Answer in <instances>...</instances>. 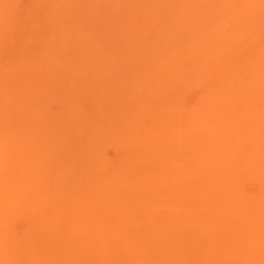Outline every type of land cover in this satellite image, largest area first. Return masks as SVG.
Listing matches in <instances>:
<instances>
[{
	"label": "rangeland",
	"instance_id": "374dc122",
	"mask_svg": "<svg viewBox=\"0 0 264 264\" xmlns=\"http://www.w3.org/2000/svg\"><path fill=\"white\" fill-rule=\"evenodd\" d=\"M222 1L223 0H2V2H4V4L0 10V158H1L0 159V212L3 213L5 210L8 212L9 208L11 209V211H9V212H12V211L13 212H15V211L19 212L20 206L18 207V205H20L19 202H21V200H22L21 197L26 196V195H30L32 193L31 191H33V188H34V186H33L34 182L35 181L39 182L43 177V176L42 177L40 176L41 174L33 176L34 172L37 171V169L39 168V167H37V169H36V165L40 164V167H41L42 163H44L43 165H45V167H47V168L51 167L50 171L48 170V173L50 172V176L55 175L56 173H59V170H58L60 168L59 165L62 166V163H67L66 164L67 167H71V169H72V167L77 166V168L75 167L74 169H72L73 175H75V174L76 175L75 176L71 175L70 177L73 180L80 181L78 184V190L77 191H79L78 193L81 196H83L85 199L87 198L86 199V201H87L86 205H84L82 207V209L84 208L86 210L83 209L82 213L80 212L81 209L75 208L74 205H72L73 207L69 206L68 208H66L65 214L67 216V219L65 220V218H64V220L66 221V224L64 221V229L66 226V229H68L67 230L68 235H70V237L62 245L63 256H62V254L59 255L60 258L57 257V259L50 264H60V263L61 264H75L74 262H77V264H80V263H83V264L84 263L85 264H103V261H105V262L107 261L106 264H117V263L118 264H136V263L137 264H139V263L140 264H149L150 262L152 264H158V263L159 264H165V263L170 264V262L172 264H175V261L178 264H180L181 261H183L181 264H183V263L184 264H187V263H189V264H208V263L209 264H249V263L250 264H254V263L263 264V262H264V219H263L264 218V160H263L264 159L263 158L264 157V151H261V152H259V151L262 150V148H263L262 144L264 145V140L263 139L261 140L258 137V134L259 135L261 134L260 137L262 138V136H263V138H264V130H263L264 129V102H263L264 101L263 100L264 94L259 95V96L257 95L259 88H260L259 86H261V85L257 86V88H256L255 83L257 82V84H259L260 80L257 78L258 77L257 75L253 76L251 74L252 73L251 66H250V64H247V62L249 63V61H246V60L250 59V56L252 54H254V52L256 54V52L259 53V52L263 51L262 49L264 47L263 46L264 45V0H235L232 2V4H233L232 9H234V10L231 9L232 11L231 10L229 11L228 9H227L228 10L227 11L224 8ZM241 5L243 7V11H241V9H242V7H240ZM56 7H58V9ZM245 10H247V11H245ZM232 14H234L233 15L234 18L232 17ZM227 21H230V23L226 24ZM232 25L234 28H232ZM235 25H238V26L235 27ZM239 28L241 30L243 29L240 36L238 34L239 31H241ZM242 34H243V36H242ZM250 37H251V39H250ZM247 40H248V42H247ZM232 44H234V45H232ZM211 45L214 46L215 53H217L219 55V57H220V55L224 56V54H225L224 52H227V53L229 52L228 48L226 47V46L229 47V45H231V47H229V48L236 50V51H239V53H237L236 58L232 62H228V61H226V59L224 62L223 59L220 57L221 59L217 60L218 64L216 62L212 61L215 64V65L214 64L212 65V62L208 61V59L210 57L209 52L211 49H213L212 47H210ZM241 52H242V54H241ZM222 53H224V54H222ZM46 54L48 56H46ZM69 54H70V56H69ZM183 54H186L191 59L190 62L194 67L196 66L194 72H192L188 75L189 79H187V81H188L187 83H186V80L185 81L183 80V75L189 71V67H188L189 65L184 64V61H182V55ZM50 55H52V56L50 57ZM53 55H55V60L52 58ZM260 58L261 59L257 58V60H264V56H262ZM72 59H74V62L76 61V64L74 66L69 63V62L73 61ZM52 61L56 62L57 65H55ZM67 63H69L70 65L69 64L67 65ZM45 65H46V67H45ZM237 65H240L241 68L239 67V68L235 69V67H237ZM75 66L77 67L76 70L74 68ZM203 66H205V68H208V69L203 68ZM206 66H208V67H206ZM214 66H216V67H214ZM47 67H48V71L46 69ZM53 68H54V70H53ZM219 68H220V70H217ZM233 68H234V70H233ZM237 70H238L239 74L236 72ZM240 72H242V78H243L244 82L243 81L241 82L240 79H238L239 80L238 82H235L234 78L237 77V75L240 76V74H241ZM43 73L46 77L42 76ZM45 73H48V74H45ZM226 74H229L231 77V78L227 77V81H228L227 84L229 83L230 86L226 87V89L224 88V95H227L226 98L223 99L224 102H226L225 104L227 105V111L226 112L231 111L232 113H234V111H237V110L239 111V112L237 111V113H239L238 114L239 118L238 119L232 118V119H234L233 122H232V119L230 121L225 120L227 118L225 117L224 113H222V112H220V114H221L220 116H217V115L214 116L213 113H211V112L208 113L207 111L212 107V105L214 106V104L210 103L211 100L208 98L206 99V96H204V94H206V93H209V95L212 93H216L218 91V89H220V91H222V88H220L221 80H222L221 75L225 76ZM155 75L160 76V85L158 83H156L155 81H153V76L155 77ZM231 75H233L234 78ZM41 76H42V79H41ZM50 76H51V78H50ZM202 76L204 77V79H202L203 78ZM217 76H219L220 78ZM249 76H251V77H249ZM37 78L39 80L38 82L36 80ZM93 78H94V80H93ZM44 80H45V82H44ZM198 80H199V83H197ZM207 80H210V82H208ZM195 81H196V83H194ZM43 82H44V85L42 84ZM209 84H210V87H209ZM217 84H219V85H217ZM233 84H234V86H233ZM41 85L44 87H42ZM250 85H254V88H253L254 94H256V96H258L257 100L253 101V103L250 106L255 107V105H256V107H257L258 106L257 104L259 103L260 99H261V101H260V104L258 107L259 112L254 111V112H252V116L249 117V114L248 113L246 114L245 110L243 109L244 105L242 103H244L243 100L245 98H248V96H249L245 92H247L249 90V88H247V86H250ZM157 86H160V88L164 87V88H162L163 91H162V89L160 91L156 90L155 88H157ZM211 86H215V87H211ZM66 87L69 89H67ZM164 89H166L165 92H164ZM241 89H242V91H241ZM36 90H39V91L42 90L43 92H47L48 93V94H46L47 97L44 96L43 94H42V96L34 97L35 96L34 92ZM60 90H61V92H60ZM155 90H156V92H155ZM128 92H129V94H128ZM159 92H161V93L159 94ZM198 92H200L199 95H198ZM137 93H139V94H137ZM240 93H241V95H243V97H245L244 99H242V96L240 95ZM66 94H67L68 99L63 98L61 100L60 99L58 100L55 97V96L65 97ZM94 95H95L96 99H95V97H93ZM246 95H248V96H246ZM202 96H204L205 98ZM231 96H233V98L235 97L234 100L231 99ZM49 97H51V98H49ZM170 98H171V100H170ZM159 99H161V100L159 101ZM72 100H73V102H72ZM99 100H101V101H99ZM128 100H130V101H128ZM198 100H200L202 103ZM66 101L68 103L64 104ZM204 101L205 102L208 101V102L205 103ZM233 101L234 102L236 101L235 104L233 103ZM239 101L242 103H238ZM83 102H85V103H83ZM101 102L104 103L105 106L108 103H110V104L112 103V104H111V107L109 106L106 109V111H102V109L98 107V106L104 105ZM156 102L157 103L159 102L160 106ZM230 102H231V104H230ZM132 103H135V104L133 105ZM164 103H165V105H163ZM236 103L238 104V106ZM62 104H63V106H62ZM71 104H72V106H71ZM85 104H86L87 108L83 107ZM207 104L209 106L208 110H206L208 107ZM34 105L35 106L38 105V106L34 108ZM39 105H40L41 109L40 108L38 109ZM94 105H95V107H94ZM138 105L140 107H141V105L144 106V107L142 106L143 107V113L148 112L149 116L146 115L147 119H146V116L141 112V108L139 107L140 110L137 108ZM123 106H126V107H124L126 109H124ZM132 106H133V108H132ZM202 106H204V107H202ZM67 107H68V109H65ZM134 107H135V109H134ZM205 107H206V109H205ZM29 108L30 109L33 108V109L30 110ZM57 108H58V111H57ZM83 108H85L86 110H83ZM69 109H71L72 111L74 109L75 111L72 112ZM110 109H113V111H111ZM121 109H124V110H121ZM127 109H128V112H127ZM130 109L132 111L135 110L133 112V115L131 114L132 112ZM174 109H175V111H174ZM44 110L46 113L44 112ZM176 110L177 111L179 110L178 111L179 113ZM33 111H35V113H33ZM110 111L112 112L111 114H113V115L115 114L117 116V119L111 120L109 118H106V114ZM173 111L177 112V113L175 114V113H173ZM48 112H50V114ZM53 112H55V113H53ZM57 112H58V114H57ZM194 112H196V113H194ZM204 112L207 115L204 114ZM231 112L229 114H231ZM47 113H48V115H47ZM98 113H100V115H98ZM192 113L196 117L198 116L197 118L199 119V121H202L204 123H202V122L199 123L198 119L196 120V117L194 115H192ZM253 113L258 114L259 116L257 115L256 118H253V115H254ZM38 114L39 115L42 114L41 115L42 117H40ZM44 114H45V117H44ZM51 114L54 116L56 115L54 119L49 117V116H52ZM163 114H165V115H163ZM260 114H262V116ZM57 115L58 116L61 115L62 117L61 116L58 117ZM63 115H65V116H63ZM255 115H254V117H255ZM75 116L77 118H75ZM79 116H82V117H79ZM132 116H136V117H132ZM203 116H205V117L207 116L208 119L205 117L203 118ZM221 116L223 119L221 118ZM28 117H29V119H27ZM65 117H67V118H65ZM141 117H143V118H141ZM262 117H263V119H262ZM35 118L37 120L39 118H41L42 123L40 122V123H38L40 125L36 124L37 125L36 126L35 121L33 120ZM58 118H59V120H58ZM88 118H89V120H87ZM152 118H153V120H152ZM156 118H158V119H156ZM243 118H245L246 120ZM127 119H129V120H127ZM142 119H146V120L142 121ZM202 119H205V120H202ZM256 119H258L257 123H256ZM43 120H44V122H43ZM53 120H55L56 122ZM68 120H70V121H68ZM90 120H91V122H90ZM155 120H157L158 123ZM173 120L175 121V123L173 122ZM209 120L213 121V122H212V124H210V127H208L206 129L205 125H206V123H208ZM222 120H224V124L229 122V125L228 124L224 125ZM238 120L240 122H238ZM261 120H262V122H260ZM45 122L48 123V126H47V123H45ZM105 122H106V124H105ZM159 122H160V124H159ZM234 122H235V124H234ZM251 122H253V124ZM66 123H67V125H65ZM126 123H127V125H126ZM155 123H156V127H155ZM197 123H199V124L197 125ZM221 123L225 127H227L228 129L230 128V125H231V128L228 130ZM246 123H247V127H243V125ZM41 124H43V125L41 126ZM53 124L55 126H60V127L59 128L55 127ZM96 124H97V126L99 124L102 125V126L99 125L101 127L100 129H102V130L98 129L99 126L97 127ZM145 124H147V126H145ZM180 124H182V125H180ZM217 124H218V126H217ZM254 124H256V126L259 125L260 130H258L259 129L258 126L256 127ZM131 125H133V126H131ZM211 125H214L213 129H212ZM220 125H222L223 127H221ZM235 125H237V126H235ZM252 125H254L253 128H251ZM30 126H31V128H30ZM249 126H250V129H249ZM39 127L42 130L39 131V129H40ZM67 127H69V128H67ZM90 127L91 128L92 127L97 128V131L94 134H92L93 132L90 129ZM179 127H181V130H179L180 129ZM217 127H219L220 130L217 129ZM232 127H233V129H232ZM236 127H238V128H236ZM50 128L52 130H50ZM60 128L62 130H60ZM84 128H85V130H84ZM106 128H108L109 130L111 128H113V131L111 129L112 133H109V130L108 129L106 130ZM222 128H224V129H222ZM23 129H25V130L23 131ZM26 129H27V131H26ZM68 129H69V131H68ZM86 129L90 132H88ZM123 129H124V131L126 130L127 132L130 133V138H129L128 133H125V137L127 134H128V137H126V138L124 137V132L121 131ZM240 129H243V131L241 130L242 131L241 132ZM256 129L258 130V134L256 132L257 131ZM46 130H49V131H46ZM55 130H56V132H55ZM63 130L67 131V132H64ZM153 130H155V131H153ZM42 131H44V135H43L44 137L38 138V137H41L40 135L43 134ZM53 131L55 132V134ZM62 131L64 132V134ZM77 131L80 132V135L77 134L78 133ZM208 131L210 132V134H211V132L213 133V134H211L212 138L210 137V134H207ZM24 132H25V134H24ZM46 132H48L47 133V138L49 136L48 139L46 138ZM83 132H85L86 135ZM222 132L223 133L225 132V133L222 134ZM229 132H230V134H229ZM262 132H263V135H262ZM96 133H98V134H96ZM137 133H140V134H137ZM219 133H221V134L219 135V138H218ZM254 133H256L257 136H256V134L254 136L253 135ZM32 134H33V136H32ZM34 134L37 138L34 136ZM57 134H58V136H57ZM74 134H75V136H74ZM81 134H83L85 137L84 143L79 141L80 140L79 137L81 136ZM99 134H101V137ZM102 134H104V135H102ZM109 134L110 135L112 134V136H111L112 138H109L110 137ZM171 134H172V136H171ZM151 135H153V136H151ZM234 135H235V137H234ZM19 136H20V139H21V137H25L27 141L25 140V138H24V141H23V139H21V140L18 139ZM31 136H32V138H31ZM50 136H52L54 139ZM63 136H66V137H63ZM131 136H134V137H131ZM158 136H160V137L158 138ZM169 136H170V139H169ZM203 136L207 140L205 138H203ZM252 136L255 138H253ZM94 137L98 138V139L100 138V141L102 144V146L99 147L98 150L96 149L97 152L94 148L95 147L97 148L98 143L96 141H93L94 143L92 142V144H90L88 142V141H90L89 139L92 140ZM102 137H104V138H102ZM194 137L196 140L194 139ZM257 137H258V140L256 139ZM140 138H142L141 141L139 140ZM152 138L153 139L156 138V139H154L156 142L153 141ZM192 138H193V140H189ZM221 138L223 139V141H221ZM251 138H253L254 140ZM35 139L38 141V144L40 145L39 148L41 147V150L46 151V154H47V155L46 154L41 155L40 159H39L38 155L36 158L32 154L33 151L36 150V148H34V145H33ZM46 139L50 140V141L46 142ZM128 139H130L131 143ZM149 139H150V143L148 141ZM214 139L216 140L215 143H214ZM255 139L258 142H254ZM104 140L107 141V142L105 141L107 144L106 143L104 144ZM111 140H112V142H111ZM113 140H114V143H113ZM180 140L183 142H181ZM185 140L187 142H185ZM31 141L33 143H31ZM77 141L79 142V145H77L78 144ZM108 141H110L111 143ZM157 141H160V147H163V142L166 143V144L164 143V146L166 145L165 148H161V149H164L162 151H165V153H166L165 155H164V152H160V155L157 156L158 157V159H157V157H152V158H151V156L148 157L147 155L149 152L148 153L145 152V154L143 153L145 151L144 150L145 147H143L145 145V143L147 145H150V147H151L152 145L159 144ZM189 141H191V144H192L191 145L189 143L190 147L188 144ZM192 141H194V142L192 143ZM198 141H200V142H198ZM206 141L208 142V145H205V144H207ZM226 141L230 147L227 145ZM178 142H180L182 144H179ZM217 142H219V143H217ZM236 142L238 143V145L236 144ZM260 142H261V144H259ZM25 143H27V144H25ZM66 143H67V145H66ZM82 143L85 144V146ZM118 143L121 146H119V150L118 149L116 150V148H118ZM199 143H200V145H198ZM42 144H44V145H42ZM133 144L135 145L136 148L137 147L138 148L134 149ZM142 144H144V145H142ZM106 145H107V147L108 146L109 147H108V149L106 148V150H105V149H103V148H105L103 146H106ZM114 145H116V147H114ZM181 145H183V146H181ZM216 145L219 147L215 148ZM233 145H235V146H233ZM244 145L249 150L246 149L244 147ZM4 146H5V148H4ZM43 146L46 148H44ZM74 146H76V147H74ZM79 146H80V149H79ZM93 146H95V147H93ZM130 146H131V148H130ZM212 146L214 147V149ZM54 147H57V149H55ZM58 147L60 148V150ZM186 147H187V149L189 148V150H190V151L189 150L187 151L188 156L186 155L187 154ZM250 147H251V149H250ZM2 148H4V149H2ZM90 148L92 149V152L90 151ZM219 148H221L222 151ZM225 148H226L227 152L225 151ZM235 148H236V151H235ZM240 148L243 150H241ZM256 148L259 151H257V150L253 151ZM18 149L19 150L22 149V150L18 151ZM51 149H52V151H51ZM53 149H54V151H53ZM87 149L90 152H88ZM129 149L131 150L130 152H129ZM161 149H160V151H161ZM193 149L195 152H197L196 154L194 153ZM215 149L217 151H219V155ZM228 149H230V151ZM231 149L233 151H231ZM99 150L102 153L99 155H96ZM1 151H3V152H1ZM104 151L107 154L113 153L114 155L113 154L109 155L110 156V158H109V156L106 155L105 153L103 155ZM167 151H168V153H167ZM182 151H184V152H182ZM198 151L201 152L202 155ZM208 151L215 155V156L213 155L211 160H210L211 156H209V155H212V154H210ZM212 151H214V152H212ZM234 151L236 152V154ZM17 152L18 153L21 152L22 154L21 153L18 154ZM50 152H52L53 154L52 153L50 154ZM87 152H88V154L91 153L92 155L93 154L96 155L97 158L95 159V162H96V164L97 163L99 164V166L96 169L95 168L92 169V167H94V166L89 161L88 162L85 161L84 163L82 161V163H77L75 165L72 163L73 164L72 165L70 160H69V162H67L68 158H64V156H63V154H68L69 158L71 157V158L75 159L76 157H81L82 155L84 156V154H87ZM117 152H118V154H117ZM135 152H136V155L134 156ZM191 152L194 154V156H192L193 154L191 155ZM232 152H234V153H232ZM255 152H256V154L257 153L258 154L256 155ZM119 153L120 154L122 153L121 155H124V158H123V156L121 157V155ZM138 153L140 156H138ZM182 153H184V154H182ZM240 153H241V155H240ZM244 153L247 154L246 157L241 158L242 154H243V156H245ZM181 154H182V156H181ZM70 155H73V156H70ZM117 155H118V158H116ZM183 155H185L186 157L184 156V158H183ZM195 155L197 157L202 156L203 158L202 157L197 158ZM217 155H218V161L216 160ZM224 155L226 156V158L224 157ZM232 155H234L233 156L234 159H232ZM260 155L262 156L260 158V160H263V162L261 161L263 164L262 166H261V164H257V161H255L256 159H258L260 157ZM113 156L115 158H113ZM171 156H174V157H171ZM220 156H221V158H220ZM228 156H230V158ZM125 157H126V159H125ZM45 158H46V161H45ZM121 158H123L125 160L122 159V161L119 162V159H121ZM127 158L131 159L130 162H128ZM238 158L244 159V160L248 159L251 162L247 160L246 161L247 163L246 162L244 163V160H242V161L240 160V163H237L235 161H238L239 160ZM253 158L255 159L254 162H253ZM156 159L159 160L158 162H160L159 163L160 167L157 169L156 173H153L152 176L150 177L148 172L145 170L147 168L146 162L147 161H148V163H149V161L152 162L151 160H153V162H154V161H157ZM201 159H202V161H201ZM56 160H58V161H56ZM108 160L110 161L109 163H108ZM126 160H127V162H126ZM138 160H141V163H139ZM206 160H208L207 164H206ZM226 160L228 162L227 166H225ZM260 160L258 161V163L260 162ZM47 161L49 163H47ZM59 161H60V163H59ZM106 161H107V163H105ZM113 161H115L114 162L115 164L112 163ZM123 161H125V163ZM200 161H201V163H199ZM102 162L105 165L107 164L106 167L108 170L105 169V166ZM164 162H168V163H165L167 166L164 165ZM202 162L203 163L205 162L204 165H208V166H204ZM218 162H220V163H218ZM129 163H131V164H129ZM171 163H172V165H171ZM231 163H232L231 167L236 165V166H234L235 168L230 169ZM49 164H50V166H49ZM51 164H52V166H51ZM53 164H55V165H53ZM112 164H114L113 167L115 168V166H116L117 169L116 168L114 169L112 167ZM132 164H134V165H132ZM140 164H141V166H140ZM169 164L171 166H173L172 169H174L175 171H173L171 169V166L169 167ZM212 164H214V165H212ZM241 164H242V166H241ZM56 165H58V166H56ZM202 165L204 166L203 168H202ZM219 165L222 166V169H221V166H219ZM243 165L244 166L246 165L245 167H247V166H250V167H247V169H246ZM259 165L263 168L260 169ZM22 166L24 167L23 170H22V168H23ZM109 166L112 169H110ZM212 166H215V168L214 167L213 168L217 169L216 171L218 173L216 171H214ZM55 167H57V169H55ZM206 167H207V170H206ZM209 167H210V169H209ZM216 167H218L219 169ZM224 167H226V169ZM251 167L254 168V170H252ZM31 168L32 169L34 168V172ZM137 168L139 169L138 172H137V170H138ZM165 168L167 170H165ZM242 168L244 171H248V173L247 172L244 173V171L241 170ZM191 169H192V172L195 176H193ZM194 169H195V171H194ZM20 170L22 173L20 172ZM103 170L106 173L103 172ZM113 170H115V171H113ZM200 170H201V172H199ZM204 170L206 172L209 170L210 171V172H208L209 174H207ZM223 170L225 171L226 176L224 173H221V172H224ZM233 170H234L233 174L236 175L235 178H234V175H232V173H231V171L233 172ZM11 171H13V172H11ZM23 171H25L26 173ZM132 171H133V173H132ZM140 171H142L144 174H142ZM167 171H169L168 173H170L171 178H172L171 181H173V182L170 181L171 178H169L170 176L167 173ZM235 171H237V172L235 173ZM252 171H253V173L251 174ZM240 172H241V174H244V175L240 176ZM14 173H16L17 175ZM159 173H160V175L158 176ZM237 173H239V175ZM29 174H30V176H29ZM109 174H110V177H109ZM119 174L120 175L122 174V175L120 176ZM190 174H192L193 177H189V176H191ZM216 174L218 177L215 176ZM132 175H134V176H132ZM174 175H176V177H175L176 179L174 178ZM183 175H185V176H183ZM222 175L225 177H223ZM79 176H80V178H79ZM167 176H168V178H167ZM239 176L241 178H239ZM34 177L38 178V179H34ZM125 177H126V179H125ZM202 177H203L204 182L201 180ZM226 177H228V179H229V181H228L230 183L229 187H228L227 183L226 184L224 183L225 180L227 179ZM178 178H179V180H178ZM206 178H208L209 180ZM216 178H217V180H216ZM32 179H34V180H32ZM159 179H161L162 181H159ZM174 179H175V181H174ZM213 179H215V180H213ZM219 179H221V180H219ZM222 179H223V183H222ZM242 179H244V180H242ZM103 180H105V181H103ZM106 180H108L109 183ZM185 180H188V181H185ZM232 180H233L234 184L231 182ZM131 181H132V184H131ZM141 181H142V183H141ZM148 181H150V182H148ZM156 181H158V182H156ZM208 181L213 182V183H210V185L212 187H210ZM31 182L33 183L32 186H30ZM174 182H176V183H174ZM216 182H218V183H216ZM219 182H221V183H219ZM80 183H81V185H80ZM127 183H129V184H127ZM154 183H156V184H154ZM181 183H182V186L184 184H188V186H190V187H188L187 185L186 186L184 185L183 186L184 189H183L182 186L180 185ZM104 184H106L105 188H107V189L103 188ZM110 184H113V185H110ZM140 184H141V186H140ZM172 184H173V186H172ZM198 184H200L201 186ZM205 184H207V185H205ZM219 184H220L221 188L219 187ZM37 185H39V183H37ZM204 185H205V187H204ZM225 185H226L225 188L228 192L223 188ZM79 186H80V188H79ZM179 186L182 189L181 191H179L180 190ZM231 186H233V187H231ZM20 187L22 188V190L19 191L18 188L21 189ZM88 187L89 188L92 187L93 189L91 188V191H90ZM127 187H128V189H127ZM138 187L141 189H139ZM155 187H157L159 190ZM197 187L201 188L202 190L201 189L198 190L199 188H197ZM238 187H239V189H236ZM132 188H133V190H132ZM206 188H207V190L205 191ZM241 188H244V189H241ZM35 189L37 190V191L34 190V191H36L35 192L36 194L35 193H32V194L33 195L35 194L33 197H34V200L37 202L36 206H38L39 205L38 203H40V205H39L40 208L37 207V210H36V206L34 205V204H36V203H34L35 201L33 202L34 203L33 204L29 200V199H31V197L28 198L29 202H27V200L24 201V204H26V205L32 203L30 205L34 207V211L35 210L38 211L37 213L33 212L32 215H35L34 217L28 213L29 212L28 210H30L29 205H28L29 209L27 207H26L27 209L24 208L25 205L24 206L21 205L23 209L20 212V214L18 213V215H17V212H16V213H14V214H16V217H14V218L12 216L10 217L11 218L10 220H12V223H11V221H10V223H8L9 220L5 219L6 217L2 216L4 219L0 217V219H2L0 221V223L4 220H8L6 223H7V225L10 224L9 229L12 228V231L14 230L13 232L11 230H8L7 233H5V227L3 228V224L5 221L0 224V231H2L4 234H6V235H4L2 232H0V236H2L0 239L3 238L2 239L3 241L0 240V255H2V257H5V256L10 257L11 256V253H10V256H7L9 252L6 248L7 247L6 240L10 239V241H11L13 239L15 232H17V234H18L19 233L18 231H20V229H22V232L20 231L21 234L20 233L18 234L19 237L16 236V238H18V240L22 236H24L23 235L24 232L28 233V232L32 231V229H34V228H35V230L41 231V234H43V232H44L43 231L45 229L44 225H41L39 223L45 222V218H44L46 216L45 211L48 212V210H47L48 209V203L46 201L47 197L44 196V194H42L41 191L43 189H40L37 186ZM155 189H157V190L155 191ZM186 189L188 190V192H187L188 195L186 194V191H187ZM219 189H220V191H219ZM222 189H223V193L221 192ZM73 190H75V189H74L73 185L70 183L69 184L66 183V186H64V187L62 186L57 191L58 195L59 196L64 195V194H66V195H65V197L61 198L62 201L59 198L55 204L60 203V202L64 203V200H66V201H69V204L71 202V203H74L76 206L77 203L83 202V201H79V200L72 201L73 199H75V196H76V195H73L75 192ZM85 190H87V191L85 192ZM150 190H151V192H150ZM193 190H194V193L196 194V196L194 195ZM243 190H244V193H242ZM18 191L20 192L19 194L17 193ZM82 191L84 193H82ZM129 191H131V192H129ZM231 191L233 193V196H232ZM63 192H65V193H63ZM90 192L92 195L90 194ZM128 192H129V194H128ZM159 192H161V194H159ZM225 192H227V193H225ZM94 193H96V195ZM198 193L200 196L197 195ZM203 193H205V194H203ZM88 194L90 195V197ZM149 194L151 195V197ZM154 194H155V196H154ZM211 194L213 197L210 196ZM227 194H228V197L230 200L226 196ZM110 195L113 196L114 199H113V197L110 198ZM177 195H178V197H177ZM180 195H181L182 199L180 198ZM30 196H32V195H30ZM135 196L137 197V199L135 198ZM170 196H171V199H170ZM204 196L206 198L201 199ZM175 197H177V199ZM218 197H219V199H218ZM71 198H72V200H71ZM238 198H239V200H238ZM23 199H24V197H23ZM224 199H225V201H224ZM31 200L33 201V198ZM41 200L43 202L45 201L47 203V206H45L46 205L45 202H44V204H42ZM135 200H137V201H135ZM153 200H155V201H153ZM187 200H190V201H187ZM199 200L201 202H199ZM202 200L204 201V203L202 202ZM207 200H208V202H207ZM212 200H214V202H212ZM88 201H90L91 203H88ZM92 201H93V203H92ZM238 201H240V204ZM250 201H251V203H250ZM4 202H7V203L5 204ZM176 202H177V204H176ZM196 202H197V204H196ZM231 202H232V204H231ZM236 202H238V203H236ZM119 203H121L122 205H120ZM218 203L220 206H217ZM89 204H92L90 207L95 211L88 214L89 209H91L89 207ZM95 204H96V206H95ZM105 204L109 205L110 207L106 206ZM114 204H115V206H113ZM129 204L131 205V207L129 206ZM134 204H135V207H133ZM166 204H167V207H166ZM125 205H127L128 207H126ZM190 205H192V206H190ZM201 205H202V207H200ZM210 205L212 207H210ZM256 205H257V207H256ZM122 206H123L124 210L122 209ZM142 206H144V207H142ZM235 206L237 208H239L238 210H240V211L243 209L242 211L244 212V214L242 211H241L242 213L241 212L240 213H241V215H243V221L246 222L245 224L242 221V217L239 215L240 213L237 212L238 210L235 208ZM33 207H31V208H33ZM86 207L89 209H87ZM149 207H151V208L149 209ZM228 207H230V208H228ZM251 207L255 211H253ZM103 208H104V210H102ZM106 208L107 209L110 208L112 210L115 209V210L113 212H112V210L105 211V210H107ZM136 208L138 209V211ZM205 208H207V209H205ZM213 208L217 209V210L219 208V210L218 211L215 210V212H214ZM224 208H225V210H223ZM126 209H128L129 211H126ZM187 209H188V211H187ZM192 209H193V211H192ZM197 209H199V210H197ZM24 210L28 211V212L26 211V215L27 214L28 215L27 216L24 215V217H21L23 214L22 212H24ZM73 210L75 212L76 211H79V212L75 213ZM131 210H132V212H131ZM202 210L204 212H201ZM70 211H72V213L74 215ZM121 211H123V212H121ZM196 211H198V212H196ZM246 211L248 213H246ZM31 212H32V210H31ZM67 212H69L68 215L70 217L67 215ZM95 212H96V214H95ZM100 212H102V213H100ZM108 212H110V213H108ZM174 212L176 215L175 214L173 215ZM189 212H190V214H189ZM92 213H94V214H92ZM98 213H100V214H98ZM120 213H122V214H120ZM129 213H130V215H132L133 218L129 215ZM158 213H160V214H158ZM208 213H209V215H208ZM79 214H80V216H78ZM145 214H146V216H145ZM257 214H259V215H257ZM75 215H76V217H75L76 220L74 219ZM106 215H107V217H106ZM124 215H126L127 217L126 218L124 217V219H123ZM142 215H143V217H142ZM211 215H212V217H211ZM36 216H38L39 219H37ZM40 216H41V219L43 216V220H40ZM96 216H99V217H96ZM118 216L120 217V219ZM29 217L33 219V221H34L33 224L30 223L31 220ZM162 217L165 219H163ZM171 217H173V218H171ZM236 217H237V219L239 218V220L235 219ZM25 218L26 219L29 218V220L28 219L27 220L30 221L29 223L31 224L30 225L31 227L33 225L32 228L29 227V224L27 223L28 221L25 222V220H26ZM69 218L72 221H70ZM85 218H87V219H85ZM115 218H117V220L121 221L122 223L115 221L116 220ZM128 218H129V220H128ZM137 218H138V220H136ZM144 218H146L145 219L146 221H143ZM245 218H247L248 220H250V219L251 220L248 221ZM35 219H36L38 224L35 223L36 222ZM56 219L58 221L60 220L59 215L54 216V221H53L54 224H51V222H49L50 224H48V225L55 227V228L53 227V230L54 229L55 230L60 229L59 228L60 226L58 227L59 223ZM77 219H79V220H77ZM89 219H91V220H89ZM173 219H175V220H173ZM190 219H191V221H190ZM68 220H69V222H68ZM74 220L77 222H75ZM80 220H82V221H80ZM201 220H203V221H201ZM134 221H136V222H134ZM158 221L160 222V224L158 223ZM187 221H190V222H187ZM238 221L241 223H239ZM247 221L249 224H247ZM23 222H24V224H23ZM113 222L114 223L117 222L114 224L115 226L112 225ZM68 223H69V225H68ZM118 223H120L119 224L120 226L118 225ZM202 223H204V224L206 223V224L202 225ZM44 224L47 225L46 223H44ZM95 224L96 225L98 224L99 226H101L103 224L104 228L102 229V233H104V234L96 231L95 226H94ZM108 224H109V227L107 226ZM144 224H146V225H144ZM26 225L29 228H27ZM35 225L38 226V228L40 227L39 228L40 230L37 227H34ZM70 225H71V227H69ZM148 225H150V226H148ZM156 225L157 226L159 225V227H157ZM92 226H94L93 227V229L95 231V232L93 231L94 233H92V230H93ZM116 226H119V227H116ZM180 226H182V227H180ZM199 226H201V229ZM212 226H214L215 228ZM25 227L28 231L25 229ZM62 227H63V225H62ZM82 227L87 228V229L90 228V229H88L84 232V229ZM130 227H131V229H130ZM155 227H157V229ZM197 227H199V228H197ZM110 228H111V230H109ZM115 228H117V229L119 228V231ZM175 228H177V229H175ZM254 228L257 230V232H255V231L253 232V230H255ZM16 229H17V231H16ZM76 229H77V231H76ZM127 229L131 232V234L129 233L130 236H128V237H127V235H129L128 234L129 231L127 232ZM191 229H193V230H191ZM234 229H237V230L235 231ZM114 230L117 233H114L115 232ZM124 230H126V231H124ZM170 230H173V232ZM183 230H184V232H183ZM210 230H211V232H210ZM81 231H83L84 233ZM10 232H12L11 235L8 234ZM156 232H157V234H156ZM196 232L198 233L197 234L198 238L196 237ZM55 233H53V234L51 233V236H53ZM89 233L93 234V235L88 236ZM149 233H150V235L152 233L151 237H150V235H148ZM170 233H172V234H170ZM17 234H15V235H17ZM122 234L126 235V236L123 237ZM189 234H190V236H189ZM235 235H237L238 237H236ZM241 235L244 237H242ZM261 235H263V236H261ZM6 236L7 237L10 236L11 238H9V237L6 238ZM136 236H138V239L135 238ZM185 236L187 237V239L185 238ZM246 236H247V238H246ZM88 237H92V238H88ZM113 237H115L116 240L113 239ZM167 237H169V238H167ZM177 237H179V240L177 239ZM192 237H194L195 239ZM212 237H214V238H212ZM16 238L14 237L13 240H16ZM74 238L75 239L80 238V240L85 239L86 241L87 240L90 241V239H91V241H90V243L87 241L88 245H86V249L83 252H80L79 250L73 249V247H72L73 243L75 244V242H76V240ZM104 238L106 241L105 240L103 241ZM119 238H121V239L119 240ZM255 238H257V239L255 240ZM128 239L130 242H128ZM149 239L151 240L150 242L148 241ZM209 239H211V241ZM240 239H242V240H240ZM243 239H245L246 241L243 242L244 241ZM10 241H9V243H10ZM254 241L256 243H253ZM1 242H2V244H1ZM14 242L12 241L13 244L16 243V242L15 243ZM121 242L123 243V245ZM240 242H243V243H240ZM260 242H261V244H260ZM3 243H5L6 245ZM69 243H70V245H69ZM109 244L114 245V247L117 246V248L112 247L110 249V248H108L110 246ZM156 244H157V246H155ZM158 244H159V246L161 245L164 248L163 249L158 248ZM176 244L179 247H177ZM205 245H207V246H205ZM255 245L257 248L255 247ZM137 246H139V247H137ZM243 246H244V248H243ZM251 246L253 248L255 247V249L253 250L251 248ZM200 247H202V249H200ZM203 247H204V249H203ZM246 247L247 248L249 247L250 249L248 248L249 249L248 250ZM105 248H107V249H105ZM133 248H134L135 252L133 251ZM155 248H156V250H155ZM231 248H232V251H231ZM157 249H159L160 251ZM183 249H185V250H183ZM186 249L188 252L186 251ZM124 250L129 252V253L126 252L128 254L127 256H129L128 259L125 256L126 254H125ZM163 250H165V252H167V251L168 252L170 251V252L164 253ZM200 250L203 251L204 253H202ZM5 251H7V252H5ZM114 251L116 253V256L118 255L119 251H120V253L122 252L120 254V255H122L121 259H119L118 257H116L115 255L112 254V253H114ZM191 251H192V253H191ZM254 251H256V252H254ZM133 252H134V254H133ZM153 252H155V253H153ZM156 252H158V254ZM193 252H195V253H193ZM4 253H5V255H4ZM151 253L154 255L153 258L150 257V256H152ZM163 254H164V256H163ZM173 254H174V256H172ZM68 255H70V256H68ZM191 255L193 257H189ZM147 256L150 260V261L146 260L148 263L146 261H144V259H147L146 258ZM179 256L181 258H179ZM210 256H211V258H210ZM253 256H255V257H253ZM110 257H112V258H110ZM114 257H116L119 261H117V259L115 260ZM163 257H164V259H162ZM173 257H175V258H173ZM206 257L207 258L209 257L208 259L210 262L207 260ZM141 258H143V259H141ZM177 258H178V260H177ZM260 258H261V260H260ZM7 259H9V258H7ZM66 259H67V261H66ZM108 260H109V262H108ZM136 260L138 262H136ZM156 260H158V261H156ZM169 260H170V262H169ZM173 260H175V261H173ZM66 262H68V263H66ZM45 264H48V263L46 262Z\"/></svg>",
	"mask_w": 264,
	"mask_h": 264
},
{
	"label": "bare ground",
	"instance_id": "6f19581e",
	"mask_svg": "<svg viewBox=\"0 0 264 264\" xmlns=\"http://www.w3.org/2000/svg\"><path fill=\"white\" fill-rule=\"evenodd\" d=\"M233 1H235V0H223L222 3H223V5H224V8H225L226 10L228 9V10L230 11V10L233 8V7H232V6H233V4H232ZM3 4H4V2H2V0H0V10H1V8L3 7ZM58 7H59V6H58ZM58 7H56V8L58 9ZM240 7H242V5H241ZM61 8H62V7H61ZM228 10H227V11H228ZM232 10H234V9H232ZM232 10H231V11H232ZM247 10H248V9H247ZM247 10H245V11H247ZM235 11H236V10H235ZM241 11H243V7H242ZM57 13H58V12H57ZM234 13H235V12H234ZM233 15H234V14H232V17H233ZM229 18H230V17H229ZM233 18H234V17H233ZM229 23H230V21H227L226 24H229ZM34 24H35V23H34ZM226 24H225V25H226ZM222 25H223V24H222ZM228 26H229V25H228ZM236 26H238V25H235V27H236ZM232 28H234L233 25H232ZM239 29H240V28H239ZM240 30H241V29H240ZM242 31H243V29H242L241 31H239V33H238L239 36H240V34L242 33ZM242 36H243V34H242ZM246 39H247V38H246ZM250 39H251V37H250ZM253 39H254V38H253ZM243 41H244V40H243ZM249 41H250V40H249ZM233 42H234V41H233ZM240 42H241V41H240ZM247 42H248V40H247ZM251 42H252V41H251ZM229 44H230V43H229ZM234 44H235V43H234ZM234 44H232V45H234ZM263 46H264V45H263ZM210 47L213 48V49H211L210 52H209V53H210V57H209L208 61H211V62L213 61V62H216V63H217V60H219V59H221V58L223 59L224 62H225V59H226V61H228V62H232V61L236 58L237 53H239V51H236V50H233V49L229 48V47H231V45H229V47L226 46V47L228 48L229 52H228V53H227V52H224L225 54L222 53V54H224V56H221V55H220V57H221V58H220L219 55H218L217 53H215V48H214V46L211 45ZM210 47H209V48H210ZM252 47H253V46H252ZM256 47H257V46H256ZM234 49H235V48H234ZM262 50H263V51H261V52H259V53L256 52V54H255V52H254V54L251 53L252 55L250 56V59L246 60V61H249V63L247 62V64H250V66H251V69H252V73H251V74H252L253 76H254V75H257V76H258L257 78L260 80V81H259V84H257V82L255 83V87H256V88H257V86L261 85V86H259V87H260V88H259V91H260V92L258 91V93H257L258 96L264 94V60H257V58L261 59L260 57L264 56V47H263ZM241 54H242V52H241ZM42 55H43V54H42ZM46 56H48V55L46 54ZM46 56H45V57H46ZM51 56H52V55H50V57H51ZM69 56H70V54H69ZM45 57H44V58H45ZM42 58H43V57H42ZM52 58L55 60V55H53ZM238 58H239V57H238ZM248 58H249V57H248ZM45 59H46V58H45ZM56 59H57V58H56ZM65 59H66V58H65ZM68 60H69V59H68ZM72 60H73V61H72V62H69V63L72 64V65L74 66V65L76 64V61L74 62V59H72ZM214 60H215V61H214ZM66 61H67V60H66ZM70 61H71V60H70ZM182 61H184V64L189 65V66H188V67H189V71L186 72V73L183 75V80H184V81L186 80V83H187V82H188L187 79H189V78H188V75H189L190 73L194 72L196 66L194 67V66L191 64V62H190L191 59H190L186 54H183V55H182ZM34 62H35V61H34ZM52 62H53V61H52ZM57 62H58V61H57ZM67 62H68V61H67ZM197 62H198V61H197ZM213 62H212V65L214 64ZM220 62H221V61H220ZM53 63H54L55 65H57L56 62H53ZM69 63H67V65H68ZM70 64H69V65H70ZM77 64H78V63H77ZM217 64H218V63H217ZM35 65H36V64H35ZM214 65H215V64H214ZM233 65H234V64H233ZM36 66H37V65H36ZM77 66H78V65H77ZM192 66H193L194 68H193ZM230 66H231V65H230ZM45 67H46V65H45ZM63 67H64V66H63ZM188 67H187V68H188ZM206 67H208V66H206ZM214 67H216V66H214ZM239 67H240V65H237V67H235V69H236V68H239ZM41 68H42V67H41ZM74 68H75V70H76L77 67L75 66ZM203 68H205V66H203ZM240 68H241V67H240ZM246 68H247V67H246ZM249 68H250V67H249ZM38 69H39V68H38ZM46 69H47V71H48V67H47ZM205 69H208V68H205ZM243 69H244V68H243ZM50 70H51V69H50ZM50 70H49V71H50ZM53 70H54V68H53ZM217 70H220V68L217 69ZM233 70H234V68H233ZM240 70H241V69H240ZM39 71H40V70H39ZM221 71H222V70H221ZM55 72H56V71H55ZM73 72H74V71H73ZM236 72L238 73V70H237ZM249 72H250V71H249ZM50 73H51V72H50ZM240 73H241L240 76L237 75V77H235V78L233 77V75H231V76L235 79V82H238V81H239L238 79H240L241 82L243 81V78H242V72H240ZM45 74H48V73H45ZM51 74H52V73H51ZM210 74H211V73H210ZM217 74H218V73H217ZM238 74H239V73H238ZM41 75H42V74H41ZM204 75H205V74H204ZM219 75H220V74H219ZM42 76H43V77L45 76L44 73H43ZM42 76H41V79H42ZM47 76H48V75H47ZM98 76H99V75H98ZM205 76H206V75H205ZM45 77H46V76H45ZM48 77H49V76H48ZM86 77H87V76H86ZM202 77H203V76H202ZM206 77H207V76H206ZM217 77H219V76H217ZM227 77H230V75H229V74H226L225 76H224V75H221L222 80H221V86H220V88H222V91H220V89L217 88L218 91H217L216 93H212V94H210V95H209V93H206V94H204V96H206V99L208 98V99L211 100L210 103L214 104V106L212 105V107L210 108L211 110L209 109V106H208V104H207L208 107L206 106L207 109H206V107H205V109H206V110L209 109V110L207 111L208 113L211 112V113H213L214 116H215V115L220 116V115H221L220 112H222V113H224L225 117L227 118V119H225V120L230 121L232 118H234V119H238V118H239V117H238V116H239V115H238L239 113H237L238 110H237V111H234V113H232V112L230 111L231 114H229L230 112H226V111H227V105L225 104L226 102H224L223 99L226 98V96H227V95H224V88L226 89V87L230 86L229 83L227 84V82H228V81H227ZM249 77H251V76H249ZM50 78H51V76H50ZM94 78H95V77H94ZM94 78H93V80H94ZM212 78H213V77H212ZM219 78H220V77H219ZM230 78H231V77H230ZM202 79H204V77H203ZM36 80H37V82L39 81L38 78H37ZM36 80H35V81H36ZM254 80H255V79H254ZM46 81H47V80H46ZM61 81H62V80H61ZM153 81H155L156 83H158V84L160 85V76H159V75H158V76L155 75V77L153 76ZM193 81H194V80H193ZM207 81L210 82V80H207ZM207 81H206V82H207ZM215 81H216V80H215ZM44 82H45V80H44ZM44 82L42 83L43 85H44ZM53 82H54V81H53ZM62 82H63V81H62ZM168 82H169V81H168ZM174 82H175V81H174ZM202 82H203V81H202ZM218 82H219V81H218ZM243 82H244V81H243ZM51 83H52V82H51ZM181 83H182V82H181ZM194 83H196V81H195ZM197 83H199V80H198ZM224 83H225V84H224ZM230 83H231V82H230ZM239 83H240V82H239ZM46 84H47V83H46ZM133 84H134V83H133ZM138 84H139V83H138ZM170 84H171V83H170ZM219 84H220V83H219ZM219 84H217V85H219ZM256 84H257V85H256ZM148 85H149V84H148ZM187 85H188V84H187ZM187 85H186V86H187ZM237 85H238V84H237ZM41 86H42V85H41ZM172 86H173V85H172ZM233 86H234V84H233ZM42 87H44V86H42ZM183 87H184V86H183ZM200 87H201V86H200ZM209 87H210V84H209ZM211 87H215V86H211ZM217 87H218V86H217ZM241 87H242V86H241ZM37 88H38V87H37ZM66 88H67V87H66ZM128 88H129V87H128ZM154 88H155V87H154ZM162 88H164V87H161V88H160V86H157V88H155V89L158 90V91H160ZM247 88H249V90H248L247 92H245V91H244V92H245L246 94L249 95V96L246 95V96H248V98L243 97V95H241V93H242V92H241L240 95L242 96V99L245 98V99L243 100L244 103H242V102H240V101H239L238 103H242V104L244 105V106H243V107H244L243 109L245 110L246 114H247V113L249 114V117H250V116H252V112H254V111L259 112V111H258V110H259L258 107H259V104H260L261 99L259 98L260 101H259V103L257 102V103H258V104H257V105H258L257 107H256V105H255V107H251L250 105L253 103V101L257 100L258 96H256V94H254V91H253L254 85L247 86ZM67 89H69V88H67ZM200 89H201V88H200ZM236 89H237V88H236ZM236 89H235V90H236ZM245 89H246V88H245ZM39 90H40V89H39ZM39 90H36V91L34 92V93H35V96H34V97L42 96V94H43L44 96L47 97V95H46V94H48L47 92H43L42 90H41V91H39ZM156 90H155V92H156ZM165 90H166V89H164V92H165ZM215 90H216V89H215ZM51 91H52V90H51ZM162 91H163V89H162ZM162 91H161V92H162ZM178 91H179V90H178ZM241 91H242V89H241ZM48 92H49V91H48ZM60 92H61V90H60ZM161 92H159V94H160ZM200 92H201V91H200ZM200 92H198V95H199ZM204 92H205V91H204ZM252 92H253V93H252ZM51 93H52V92H51ZM51 93H50V94H51ZM255 93H256V92H255ZM126 94H127V93H126ZM128 94H129V92H128ZM137 94H139V93H137ZM204 96H202V97H204ZM233 96H234V95H233ZM233 96H231V99L234 100L235 97L233 98ZM241 96H240V97H241ZM46 97H45V98H46ZM55 97H56V99H58V100H59V99L61 100V99H63V98H65V99L67 98V99H68L67 94H66L65 97H63V96H55ZM93 97H95V95H94ZM98 97H99V96H98ZM145 97H146V96H145ZM198 97H199V96H198ZM261 97H262V96H261ZM49 98H51V97H49ZM52 98H53V97H52ZM146 98H147V97H146ZM179 98H180V97H179ZM204 98H205V97H204ZM255 98H256V99H255ZM89 99H90V98H89ZM95 99H96V97H95ZM141 99H142V98H141ZM147 99H148V98H147ZM162 99H163V98H162ZM166 99H167V98H166ZM228 99H229V98H228ZM44 100H45V99H44ZM123 100H124V99H123ZM135 100H136V99H135ZM144 100H145V99H144ZM144 100H143V101H144ZM160 100H161V99H159V101H160ZM168 100H169V99H168ZM170 100H171V98H170ZM210 100H209V101H210ZM263 100H264V99H263ZM78 101H79V100H78ZM78 101H77V102H78ZM99 101H101V100H99ZM128 101H130V100H128ZM162 101H163V100H162ZM198 101H200V100H198ZM228 101H229V100H228ZM228 101H227V102H228ZM231 101H232V100H231ZM72 102H73V100H72ZM72 102H71V103H72ZM97 102H98V101H97ZM108 102H109V101H108ZM139 102H140V101H139ZM139 102H138V103H139ZM165 102H166V101H165ZM171 102H172V101H171ZM171 102H170V103H171ZM196 102H197V101H196ZM200 102H201V101H200ZM204 102H205V101H204ZM207 102H208V101H206L205 103H207ZM235 102H236V101H235ZM235 102L233 101L234 104H235ZM263 102H264V101H263ZM38 103H39V102H38ZM66 103H68V102L66 101L64 104H66ZM69 103H70V102H69ZM83 103H85V102H83ZM93 103H94V102H93ZM101 103H102V102H101ZM101 103H100V104H101ZM124 103H125V102H124ZM156 103H157V102H156ZM201 103H202V102H201ZM205 103H204V104H205ZM39 104H40V103H39ZM77 104H78V103H77ZM77 104H76V105H77ZM95 104H96V103H95ZM100 104H99V105H100ZM102 104H104V103H102ZM106 104H107V103H106ZM109 104H110V103H108L106 106H105V104H104V105H103L104 107H103V106H98V107L101 108L102 111H106V109H107L109 106L111 107V104H112V103H111L110 105H109ZM132 104L134 105L135 103H132ZM132 104H131V105H132ZM157 104H159V106H160V103H159V102H158ZM172 104H173V103H172ZM227 104H228V103H227ZM230 104H231V102H230ZM236 104H237V103H236ZM96 105H97V104H96ZM163 105H165V103H164ZM205 105H206V104H205ZM205 105H204V106H205ZM232 105H233V104H232ZM37 106H38V105H36V106L34 105V108L37 107ZM42 106H43V105H42ZM54 106H55V105H54ZM56 106H57V105H56ZM62 106H63V104H62ZM71 106H72V104H71ZM142 106H143V105H141V107H140V106L138 105L137 108L139 109V107H140V108H141V112L143 113V107H144V106H143V107H142ZM154 106H155V105H154ZM172 106H173V105H172ZM204 106H202V107H204ZM233 106H234V105H233ZM237 106H238V104H237ZM252 106H253V105H252ZM46 107H47V106H46ZM51 107H52V106H51ZM64 107H65V106H64ZM83 107H86V104H85ZM94 107H95V105H94ZM98 107H97V108H98ZM124 107H126V106H123V108H124ZM199 107H200V106H199ZM229 107H230V106H229ZM231 107H232V106H231ZM39 108L41 109L40 105H39L38 109H39ZM69 108H70V107H69ZM75 108H76V107H75ZM86 108H87V107H86ZM132 108H133V106H132ZM155 108H156V107H155ZM159 108H160V107H159ZM173 108H174V107H173ZM29 109H30V108H29ZM31 109H33V108H31ZM31 109H30V110H31ZM65 109H68V107L65 108ZM92 109H93V108H92ZM101 109H100V110H101ZM124 109H126V108H124ZM124 109H121V110H124ZM134 109H135V107H134ZM175 109H176V108H175ZM175 109H174V111H175ZM202 109H203V108H202ZM233 109H234V108H233ZM248 109H249V110H248ZM262 109H263V108H262ZM34 110H35V109H34ZM46 110H47V109H46ZM48 110H49V109H48ZM69 110H71V109H69ZM83 110H86V109L83 108ZM110 110L113 111V109H110ZM130 110H131V109H130ZM130 110H129V111H130ZM139 110H140V109H139ZM235 110H236V109H235ZM36 111H37V110H36ZM39 111H40V110H39ZM55 111H56V110H55ZM57 111H58V108H57ZM71 111H72V110H71ZM73 111H75V110L73 109ZM73 111H72V112H73ZM111 111L108 112V113L106 114V118H109V119H111V120H112V119H113V120L117 119V116H116L115 114H114V115L111 114V113H112ZM134 111H135V110H134ZM134 111L131 110V112H132L131 114H132V115H133V112H134ZM174 111H173V113L176 114L179 110H178V111L176 110L177 112H174ZM199 111H200V110H199ZM201 111H202V110H201ZM30 112H31V111H30ZM37 112H38V111H37ZM40 112H41V111H40ZM44 112H45V110H44ZM76 112H77V111H76ZM85 112H86V111H85ZM97 112H98V111H97ZM127 112H128V109H127ZM192 112H193V111H192ZM238 112H239V111H238ZM33 113H35V111H33ZM38 113H39V112H38ZM42 113H43V112H42ZM45 113H46V112H45ZM48 113L50 114V112H48ZM48 113H47V115H48ZM53 113H55V112H53ZM89 113H90V112H89ZM105 113H106V112H105ZM166 113H167V112H166ZM178 113H179V112H178ZM194 113H196V112H194ZM200 113H201V112H200ZM36 114H37V113H36ZM36 114H35V115H36ZM39 114H40V113H39ZM39 114H38V115H39ZM57 114H58V112H57ZM143 114L146 116V115H148V112H144ZM154 114H155V113H154ZM190 114H191V113H190ZM202 114H203V113H202ZM204 114H206V113L204 112ZM204 114H203V115H204ZM253 114L255 115L256 113H253ZM31 115H32V114H31ZM31 115H30V116H31ZM38 115H37V116H38ZM41 115H42V114H41ZM41 115H39V116L42 117ZM51 115H52V114H51ZM98 115H100V113H98ZM163 115H165V114H163ZM192 115H194V114L192 113ZM206 115H207V114H206ZM209 115H210V114H209ZM236 115H237V116H236ZM254 115H253V118H256V116H257L258 114H256L255 117H254ZM260 115L262 116V114H260ZM26 116H27V115H26ZM33 116H34V115H33ZM55 116H56V115H55ZM55 116L52 115V116H49V117L54 119ZM57 116H58V115H57ZM60 116H61V115H60ZM60 116H58V117H60ZM63 116H65V115H63ZM70 116H71V115H70ZM90 116H91V115H90ZM148 116H149V115H148ZM151 116H152V115H151ZM172 116H173V115H172ZM188 116H189V115H188ZM194 116H195V115H194ZM258 116H259V115H258ZM35 117H36V116H35ZM44 117H45V114H44ZM61 117H62V116H61ZM79 117H82V116H79ZM103 117H104V116H103ZM132 117H136V116H132ZM137 117H138V116H137ZM143 117H144V116H143ZM143 117H141V118H143ZM165 117H166V116H165ZM195 117H196V116H195ZM197 117H198V116H197ZM197 117H196V120L198 119ZM204 117H205V116H203V118H204ZM235 117H236V118H235ZM47 118H48V117H47ZM65 118H67V117H65ZM75 118H77V117L75 116ZM138 118H139V117H138ZM166 118H167V117H166ZM173 118H174V117H173ZM178 118H179V117H178ZM180 118H181V117H180ZM199 118H200V117H199ZM205 118H207V116H206ZM209 118H210V117H209ZM218 118H219V117H218ZM221 118H222V116H221ZM23 119H24V118H23ZM27 119H29V117H28ZM139 119H140V118H139ZM146 119H147V116H146ZM146 119H142V121H143V120H146ZM148 119H149V118H148ZM156 119H158V118H156ZM167 119H168V118H167ZM193 119H194V118H193ZM207 119H208V118H207ZM222 119H223V118H222ZM234 119H232V122H233ZM243 119H245V118H243ZM262 119H263V117H262ZM33 120L35 121V125L41 122V118H39L38 120L35 118V119H33ZM33 120H32V121H33ZM44 120H45V119H44ZM44 120H43V122H44ZM50 120H51V119H50ZM58 120H59V118H58ZM65 120H66V119H65ZM81 120H82V119H81ZM87 120H89V118H88ZM104 120H105V119H104ZM122 120H123V119H122ZM127 120H129V119H127ZM140 120H141V119H140ZM152 120H153V118H152ZM176 120H177V119H176ZM188 120H189V119H188ZM196 120H195V121H196ZM202 120H205V119H202ZM218 120H219V119H218ZM220 120H221V119H220ZM245 120H246V119H245ZM253 120H254V119H253ZM51 121H52V120H51ZM53 121H55V120H53ZM60 121H61V120H60ZM60 121H59V122H60ZM68 121H70V120H68ZM79 121H80V120H79ZM85 121H86V120H85ZM85 121H84V122H85ZM117 121H118V120H117ZM134 121H135V120H134ZM136 121H137V120H136ZM155 121H157V120H155ZM159 121H160V120H159ZM169 121H170V120H169ZM171 121H172V120H171ZM193 121H194V120H193ZM193 121H192V122H193ZM209 121H210V120H209ZM209 121H208L209 124L206 123V125H205V128H206V129H207L208 127H210V124H212V122H213V121H210V122H211V123H210ZM215 121H216V120H215ZM222 121H223V124H224V120H222ZM249 121H250V120H249ZM257 121H258V119H256V123H257ZM55 122H56V121H55ZM66 122H67V121H66ZM88 122H89V121H88ZM90 122H91V120H90ZM121 122H122V121H121ZM146 122H147V121H146ZM146 122H145V123H146ZM150 122H151V121H150ZM173 122L175 123L174 120H173ZM173 122H172V123H173ZM178 122H179V121H178ZM186 122H187V121H186ZM190 122H191V121H190ZM198 122L200 123V122H202V121H199V119H198ZM218 122H219V121H218ZM238 122H240V121L238 120ZM260 122H262V120H261ZM41 123H42V122H41ZM45 123H47V122H45ZM53 123H54V122H53ZM70 123H71V122H70ZM75 123H76V122H75ZM157 123H158V121H157ZM176 123H177V122H176ZM199 123H197V125H198ZM202 123H204V122H202ZM202 123H201V124H202ZM251 123L253 124V122H251ZM28 124H29V123H28ZM43 124H44V123H43ZM43 124H41V126H42ZM51 124H52V123H51ZM82 124H83V123H82ZM105 124H106V122H105ZM131 124H132V123H131ZM142 124H143V123H142ZM159 124H160V122H159ZM221 124H222V123H221ZM223 124H222V125H223ZM226 124L229 125V122L226 123ZM226 124H224V125H226ZM231 124H232V123H231ZM234 124H235V122H234ZM234 124H233V125H234ZM236 124H237V123H236ZM241 124H242V123H241ZM258 124H259V123H258ZM38 125H40V124H38ZM53 125H54V124H53ZM61 125H62V124H61ZM65 125H67V123H66ZM91 125H92V124H91ZM94 125H95V124H94ZM99 125H100V124H99ZM99 125H98V126H99ZM107 125H108V124H107ZM107 125H106V126H107ZM126 125H127V123H126ZM134 125H135V124H134ZM163 125H164V124H163ZM174 125H175V124H174ZM180 125H182V124H180ZM180 125H179V126H180ZM222 125H220V126L223 127L224 125H223V126H222ZM233 125H232V126H233ZM244 125H245V126H244ZM244 125H243V127H247V123L244 124ZM254 125L256 126V124H254ZM254 125H252L251 128H253ZM33 126H34V125H33ZM33 126H32V127H33ZM36 126H37V125H36ZM47 126H48V123H47ZM54 126H55V125H54ZM82 126H83V125H82ZM86 126H87V125H86ZM96 126H97V124H96ZM98 126H97V127H98ZM100 126H102V125H100ZM100 126L98 127V129L101 128ZM106 126H105V127H106ZM131 126H133V125H131ZM145 126H147V124H145ZM153 126H154V125H153ZM161 126H162V125H161ZM199 126H200V125H199ZM199 126H198V127H199ZM217 126H218V124H217ZM220 126H219V127H220ZM235 126H237V125H235ZM235 126H234V127H235ZM257 126H258V128H259L258 130H260V126H259V125H257ZM257 126H256V127H257ZM52 127H53V126H52ZM52 127H51V128H52ZM55 127H58V128H59L60 126H55ZM71 127H72V126H71ZM71 127H70V128H71ZM73 127H74V126H73ZM103 127H104V126H103ZM155 127H156V123H155ZM155 127H154V128H155ZM211 127H212V129H213V128H214V125H211ZM219 127H217V129H219ZM224 127H225V126H224ZM256 127H255V128H256ZM30 128H31V126H30ZM39 128H40V127H39ZM44 128H45V127H44ZM51 128H50V130H52ZM65 128H66V127H65ZM67 128H69V127H67ZM87 128H88V127H87ZM109 128H110V127H109ZM122 128H123V127H122ZM125 128H126V127H125ZM137 128H138V127H137ZM179 128H180L179 130H181V127H179ZM203 128H204V127H203ZM225 128H227V127H225ZM230 128H231V125H230ZM230 128H229V129H230ZM236 128H238V127H236ZM262 128H263V127H262ZM262 128H261V129H262ZM74 129H75V128H74ZM78 129H79V128H78ZM88 129H89V128H88ZM90 129H91L92 132H93L92 134H94V133L97 131V128H95V127H92V128L90 127ZM104 129H105V128H104ZM107 129H108V128H106V130H107ZM111 129H112V131H113V128H111ZM111 129H110V130L108 129V130H109V133H112ZM128 129H129V128H128ZM133 129H134V128H133ZM156 129H157V128H156ZM159 129H160V128H159ZM182 129H183V128H182ZM186 129H187V128H186ZM222 129H224V128H222ZM227 129H228V128H227ZM229 129H228V130H229ZM232 129H233V127H232ZM246 129H247V128H246ZM249 129H250V126H249ZM24 130H25V129H23V131H24ZM29 130H30V129H29ZM40 130H42V129L40 128L39 131H40ZM53 130H54V129H53ZM60 130H62V129L60 128ZM76 130H77V129H76ZM84 130H85V128H84ZM86 130H87V129H86ZM100 130H102V129H100ZM135 130H136V129H135ZM135 130H134V131H135ZM189 130H190V129H189ZM219 130H220V129H219ZM225 130H226V129H225ZM241 130L243 131V129H240V131H241ZM256 130H257V129H256ZM258 130L256 131L257 134H258ZM263 130H264V129H263ZM263 130H262V131H263ZM26 131H27V129H26ZM46 131H49V130H46ZM63 131H64V130H63ZM63 131H62V132H63ZM68 131H69V129H68ZM87 131H88V130H87ZM121 131L124 132V137H125V133H128V134H129V138H130V133H129V132H127L126 130L124 131V129L121 130ZM128 131H129V130H128ZM146 131H147V130H146ZM146 131H145V132H146ZM149 131H150V130H149ZM153 131H155V130H153ZM157 131H158V130H157ZM165 131H166V130H165ZM183 131H184V130H183ZM194 131H195V130H194ZM206 131H207V130H206ZM223 131H224V130H223ZM231 131H232V130H231ZM242 131H241V132H242ZM42 132H43L42 135H40V134L38 133V134L41 136V137H38V138H42V137H44V136H43V135H44V131H42ZM53 132H54V131H53ZM55 132H56V130H55ZM55 132H54V134H55ZM64 132H67V131H64ZM64 132H63V134H64ZM70 132H71V131H70ZM74 132H75V131H74ZM77 132H78V131H77ZM88 132H90V131H88ZM98 132H99V131H98ZM100 132H101V131H100ZM104 132H105V131H104ZM107 132H108V131H107ZM136 132H137V131H136ZM136 132H135V133H136ZM142 132H143V131H142ZM158 132H159V131H158ZM181 132H182V131H181ZM199 132H200V131H199ZM199 132H198V133H199ZM237 132H238V131H237ZM259 132H260V131H259ZM22 133H23V132H22ZM33 133H34V132H33ZM40 133H41V132H40ZM47 133H48V132H46V138H47ZM60 133H61V132H60ZM68 133H69V132H68ZM83 133L85 134V132H83ZM102 133H103V132H102ZM147 133H148V132H147ZM154 133H155V132H154ZM224 133H225V132H224ZM224 133L222 132V134H224ZM24 134H25V132H24ZM35 134H36V133H35ZM35 134H34V136H35ZM61 134H62V133H61ZM66 134H67V133H66ZM77 134L80 135V132H78ZM96 134H98V133H96ZM106 134H107V133H106ZM121 134H122V133H121ZM128 134L126 135V137H128ZM137 134H140V133H137ZM149 134H150V133H149ZM158 134H159V133H158ZM167 134H168V133H167ZM185 134H186V133H185ZM207 134H210V132L208 131ZM211 134H213V133L211 132ZM211 134H210V137H211ZM220 134H221V133L218 134V138H219V135H220ZM229 134H230V132H229ZM234 134H235V133H234ZM255 134H256V133H254L253 135L255 136ZM257 134H256V136H257ZM21 135H22V134H21ZM69 135H70V134H69ZM72 135H73V134H72ZM85 135H86V134H85ZM99 135H100V137H101V134H99ZM102 135H104V134H102ZM109 135H110V134H109ZM141 135H142V134H141ZM182 135H183V134H182ZM231 135H232V134H231ZM260 135H261V134H260ZM260 135L258 134V137H259L261 140H262V139L264 140L263 136H262V138H261ZM262 135H263V132H262ZM32 136H33V134H32ZM32 136H31V138H32ZM53 136H54V135H53ZM57 136H58V134H57ZM67 136H68V135H67ZM74 136H75V134H74ZM94 136H95V135H94ZM105 136H106V135H105ZM111 136H112V134L110 135L109 138H112ZM151 136H153V135H151ZM171 136H172V134H171ZM183 136H184V135H183ZM212 136H213V135H212ZM35 137H36V136H35ZM50 137H52V136H50ZM63 137H66V136H63ZM106 137H107V136H106ZM122 137H123V136H122ZM126 137H125V138H126ZM131 137H134V136H131ZM139 137H140V136H139ZM139 137H138V138H139ZM159 137H160V136H158V138H159ZM184 137H185V136H184ZM234 137H235V135H234ZM237 137H238V136H237ZM242 137H243V136H242ZM252 137H253V136H252ZM258 137L256 138L257 140H258ZM24 138H25V137H21V139H23V141H24ZM36 138H37V137H36ZM48 138H49V136H48ZM48 138H47V139H48ZM52 138H53V137H52ZM67 138H68V137H67ZM89 138H90V137H89ZM102 138H104V137H102ZM113 138H114V137H113ZM143 138H144V137H143ZM165 138H166V137H165ZM203 138H205V137L203 136ZM203 138H202V139H203ZM211 138H212V137H211ZM222 138H223V137H222ZM222 138H221V141H223ZM243 138H244V137H243ZM247 138H248V137H247ZM253 138H255V137H253ZM253 138H251V139H253ZM9 139H10V138H9ZM11 139H12V138H11ZM18 139H20V136H19ZM21 139H20V140H21ZM27 139H28V138H27ZM47 139H46V142H47V141H50V140H47ZM50 139H51V138H50ZM53 139H54V138H53ZM55 139H56V138H55ZM57 139H58V138H57ZM62 139H63V138H62ZM79 139H80V140H79L80 142H83V143L85 142V140H84L85 137H84L83 134H81V136L79 137ZM132 139H133V138H132ZM141 139H142V138H140L139 140L141 141ZM152 139H153V138H152ZM154 139H156V138H154ZM154 139H153V141H155ZM169 139H170V136H169ZM194 139H195V137H194ZM205 139H206V138H205ZM233 139H234V138H233ZM256 139H255L254 142H258V141H256ZM260 139H259V140H260ZM25 140H26V138H25ZM51 140H52V139H51ZM89 140H90V141H88V142H89L90 144H92L93 141H96V142L98 143V144H97V148H96L95 146H93V147H95V148H94L95 150H96V149L98 150V148L102 146L101 141H100V138L98 139V138H95V137H94L92 140H91V139H89ZM124 140H125V139H124ZM128 140L130 141V139H128ZM171 140H172V139H171ZM189 140H193V138H192V139H189ZM195 140H196V139H195ZM203 140H204V139H203ZM206 140H207V139H206ZM229 140H230V139H229ZM253 140H254V139H253ZM26 141H27V140H26ZM52 141H53V140H52ZM59 141H60V140H59ZM59 141H58V142H59ZM99 141H100V142H99ZM105 141H106V140H104V144L107 142V141H106V142H105ZM121 141H122V140H121ZM135 141H136V140H135ZM135 141H134V142H135ZM148 141H149V143H150V139H149ZM180 141H181V140H180ZM221 141H220V142H221ZM236 141H237V140H236ZM2 142H3V141H2ZM5 142H6V141H5ZM28 142H29V141H28ZM28 142H27V143H28ZM44 142H45V141H44ZM61 142H62V141H61ZM77 142H78V141H77ZM108 142H110V141H108ZM111 142H112V140H111ZM111 142H110V143H111ZM123 142H124V141H123ZM123 142H122V143H123ZM142 142H143V141H142ZM142 142H141V143H142ZM146 142H147V141H146ZM155 142H156V141H155ZM157 142H158L159 144H157V145H152L151 147H150V145H147L146 143H145V145L142 144V145H144L143 147H145V149H144L145 151H144V152L142 151V152H143L144 154H145V152H147V153L149 152L147 156H148V157L151 156V158H152V157H157V156H159V155H160V152H164V155H165V154H166L165 151H162V150H164V149H161V148H165V146H166V145L164 146V143H165V142H163V147H160V141H157ZM168 142H169V141H168ZM175 142H176V141H175ZM181 142H183V141H181ZM185 142H187V141L185 140ZM193 142H194V141H192V143H193ZM198 142H200V141H198ZM204 142H205V141H204ZM215 142H216V140L214 139V143H215ZM254 142H253V143H254ZM261 142H262V141H261ZM261 142H260L259 144H261ZM27 143H25V144H27ZM31 143H33V142L31 141ZM31 143H30V144H31ZM41 143H42V142H41ZM50 143H51V142H50ZM59 143H60V142H59ZM83 143H82V144H83ZM93 143H94V142H93ZM110 143H109V144H110ZM113 143H114V140H113ZM122 143H121V144H122ZM128 143H129V142H128ZM130 143H131V141H130ZM147 143H148V142H147ZM178 143H179V144H182V143H180V142H178ZM189 143L191 144V141H189L188 144H189ZM195 143H196V142H195ZM206 143H207V144H205V145H208V142H207V141H206ZM217 143H219V142H217ZM226 143H227V141H226ZM28 144H29V143H28ZM60 144H61V143H60ZM60 144H59V145H60ZM106 144H107V143H106ZM151 144H152V143H151ZM165 144H166V143H165ZM184 144H185V143H184ZM190 144H189V147H190ZM196 144H197V143H196ZM210 144H211V143H210ZM229 144H230V143H229ZM236 144L238 145L237 142H236ZM241 144H242V143H241ZM248 144H249V143H248ZM254 144H255V143H254ZM259 144H258V145H259ZM15 145H16V144H15ZM23 145H24V144H23ZM33 145H34V148H36V150L33 151V153H32L34 157L37 158V155H38V157H39V159H40V158H41V157H40L41 155L46 154V151H42V150H41V147L39 148L40 145L38 144V141H37L36 139H35ZM42 145H44V144H42ZM59 145H58V146H59ZM66 145H67V143H66ZM77 145H79V142H78ZM83 145L85 146V144H83ZM129 145H130V144H129ZM133 145H134V144H133ZM177 145H178V144H177ZM186 145H187V144H186ZM191 145H192V144H191ZM198 145H200V143H199ZM218 145H219V144H218ZM227 145H228V143H227ZM237 145H236V146H237ZM10 146H11V145H10ZM56 146H57V145H56ZM90 146H91V145H90ZM90 146H89V147H90ZM119 146H121V145L118 143V148H116V150H117V149L119 150ZM131 146H132V145H131ZM131 146H130V148H131ZM181 146H183V145H181ZM184 146H185V145H184ZM201 146H202V145H201ZM225 146H226V145H225ZM228 146H229V145H228ZM233 146H235V145H233ZM253 146H254V145H253ZM7 147H8V146H7ZM7 147H6V148H7ZM43 147H44V146H43ZM43 147H42V148H43ZM64 147H65V146H64ZM74 147H76V146H74ZM82 147H83V146H82ZM93 147H92V148H93ZM103 147H105V148H103V149L106 150V148L108 149L109 146L107 147V145H106V146H103ZM114 147H116V145H114ZM195 147H196V146H195ZM199 147H200V146H199ZM199 147H198V148H199ZM202 147H203V146H202ZM205 147H206V146H205ZM207 147H208V146H207ZM212 147H213V146H212ZM216 147H219V146L216 145L215 148H216ZM226 147H227V146H226ZM229 147H230V146H229ZM231 147H232V146H231ZM244 147H245V145H244ZM248 147H249V146H248ZM251 147H252V146H251ZM251 147H250V149H251ZM256 147H257V146H256ZM262 147H263V148H262V150H260V151L257 150V148H256L255 150H253V151H256V150L259 151V152L264 151V150H263V149H264V145H263V144H262ZM4 148H5V146H4ZM4 148H2V149H4ZM30 148H31V147H30ZM44 148H46V147H44ZM54 148L57 149V147H54ZM58 148H59V147H58ZM68 148H69V147H68ZM126 148H127V147H126ZM137 148H138V147H137ZM137 148H136L135 145H134V149H137ZM139 148H140V147H139ZM141 148H142V147H141ZM223 148H224V147H223ZM236 148H237V147H236ZM236 148H235V151H236ZM245 148L248 149L247 147H245ZM254 148H255V147H254ZM22 149H23V148H22ZM22 149H20V150H22ZM73 149H74V148H73ZM79 149H80V146H79ZM88 149H89V148H88ZM88 149H87V150H88ZM110 149H111V148H110ZM160 149H161V151H160ZM205 149H206V148H205ZM205 149H204V150H205ZM207 149H208V148H207ZM213 149H214V147H213ZM217 149H218V148H217ZM219 149H221V148H219ZM240 149H241V148H240ZM260 149H261V148H260ZM20 150L18 149V151H20ZM59 150H60V148H59ZM75 150H76V149H75ZM97 150H96V152H97ZM101 150H102V149H101ZM112 150H113V149H112ZM188 150H189V148L187 149V147H186V152H187ZM215 150H216V149H215ZM228 150L230 151V149H228ZM241 150H243V149H241ZM248 150H249V149H248ZM48 151H49V150H48ZM51 151H52V149H51ZM53 151H54V149H53ZM56 151H57V150H56ZM76 151H77V150H76ZM76 151H75V152H76ZM81 151H82V150H81ZM90 151L92 152V149H91V148H90ZM90 151L88 150V152H90ZM130 151H131V150L129 149V152H130ZM168 151H169V150H168ZM168 151H167V153H168ZM180 151H181V150H180ZM189 151H190V150H189ZM193 151H194V149H193ZM199 151H200V150H199ZM199 151H198V152H199ZM209 151H210V150H209ZM209 151H208V152H209ZM216 151H217V150H216ZM221 151H222V149H221ZM225 151H226V148H225ZM231 151H233V150L231 149ZM235 151H234V152H235ZM1 152H3V151H1ZM61 152H62V151H61ZM68 152H69V151H68ZM78 152H79V151H78ZM88 152H87V154H84V156L82 155L81 157H76L75 159H74V158H71V157L69 158L68 154H63V153H62V154H63L64 158H68L67 162H69V160H70L71 164L73 163V164L75 165V164H77V163H82V161H83V163H84L85 161H86V162L89 161V162L94 166V167H92V169H93V168L96 169V168L99 166V164H98V163L96 164V162H95V159L97 158L96 155H99V154H101L102 152L99 150L97 154L95 153L96 155H94V154L92 155L91 153L88 154ZM94 152H95V151H94ZM119 152H120V151H119ZM133 152H134V151H133ZM178 152H179V151H178ZM182 152H184V151H182ZM204 152H205V151H204ZM212 152H214V151H212ZM226 152H227V151H226ZM234 152H232V153H234ZM17 153H18V152H17ZM17 153H16V154H17ZM20 153H21V152H19L18 154H20ZM51 153H52V152H50V154H51ZM104 153H105V151L103 152V155H104ZM171 153H172V152H171ZM194 153L196 154L197 152L194 151ZM199 153L202 155L201 152H199ZM209 153H210V152H209ZM209 153H208V154H209ZM217 153H218V155H219V151H217ZM217 153H216V154H217ZM251 153H252V152H251ZM21 154H22V153H21ZM52 154H53V153H52ZM59 154H60V153H59ZM69 154H70V153H69ZM79 154H80V153H79ZM105 154L109 156V155H112L113 153H112V154H111V153H110V154H109V153H108V154L105 153ZM115 154H116V153H115ZM117 154H118V152H117ZM119 154H120V153H119ZM121 154H122V153H121ZM121 154H120V155H121ZM125 154H126V153H125ZM173 154H174V153H173ZM182 154H184V153H182ZM182 154H181V156H182ZM185 154H186V153H185ZM192 154H193V153L191 152V155H192ZM210 154H212V155H209V156H211V157H210V160H211L214 154H213V153H210ZM221 154H222V153H221ZM221 154H220V155H221ZM229 154H230V153H229ZM235 154H236V152H235ZM235 154H234V155H235ZM244 154H245V153H244ZM252 154H253V153H252ZM255 154H256V152H255ZM257 154H258V153H257ZM257 154H256V155H257ZM260 154H261V153H260ZM46 155H47V154H46ZM48 155H49V154H48ZM73 155H74V154H73ZM73 155H70V156H73ZM75 155H76V154H75ZM113 155H114V154H113ZM135 155H136V152L134 153V156H135ZM141 155H142V154H141ZM186 155L188 156V152H187ZM218 155H217V159H216L217 161H218ZM227 155H228V154H227ZM234 155H232V159H234V158H233ZM240 155H241V153H240ZM246 155H247V154H245V156H243V154H242L241 158H245ZM33 156H32V157H33ZM76 156H77V155H76ZM100 156H101V155H100ZM122 156H123V158H124V155H121V157H122ZM126 156H127V155H126ZM130 156H131V155H130ZM138 156H140L139 153H138ZM145 156H146V155H145ZM184 156H185V155H183V158H184ZM192 156H194V154H193ZM195 156H196V155H195ZM203 156H204V155H203ZM207 156H208V155H207ZM214 156H215V155H214ZM221 156H222V155H221ZM221 156H220V158H221ZM253 156H254V155H253ZM60 157H61V156H60ZM127 157H128V156H127ZM142 157H143V156H142ZM171 157H174V156H171ZM185 157H186V156H185ZM196 157H197V156H196ZM200 157H202V156H200ZM200 157H197V158H200ZM224 157L226 158L225 155H224ZM228 157L230 158V156H228ZM239 157H240V156H239ZM254 157H255V156H254ZM261 157H262V156L260 155V157H259L258 159H256V160L253 158V162H254V160H255V161H257V164H261V166H262V165H263L262 162H263L264 159H263V160H260ZM49 158H50V157H49ZM57 158H58V157H57ZM57 158H56V159H57ZM64 158H63V159H64ZM78 158H79V159H78ZM109 158H110V156H109ZM113 158H115V157L113 156ZM116 158H118V155L116 156ZM123 158L119 159V162L122 161ZM143 158H144V157H143ZM166 158H167V157H166ZM191 158H192V157H191ZM202 158H203V157H202ZM206 158H207V157H206ZM208 158H209V157H208ZM236 158H237V157H236ZM263 158H264V157H263ZM0 159H1V158H0ZM43 159H44V158H43ZM98 159H99V158H98ZM101 159H102V158H101ZM125 159H126V157H125ZM125 159H123V160H125ZM127 159H128V158H127ZM137 159H138V158H137ZM157 159H158V157H157ZM157 159H156V160H157ZM163 159H164V158H163ZM173 159H174V158H173ZM213 159H214V158H213ZM232 159H231V160H232ZM238 159H239V160H238V161H235V162L240 163V160H241V161L244 160V159H240V158H238ZM115 160H116V159H115ZM130 160H131V159H128V162H130ZM134 160H135V159H134ZM153 160H154V159H153ZM153 160H151L152 162L149 161V163H148V161L146 162V163H147V165H146L147 168H146L145 170L148 172V174H149L150 177L152 176L153 173H156L157 169L160 167V165H159L160 162H158L159 160L154 161V162H153ZM197 160H198V159H197ZM220 160H221V159H220ZM235 160H236V159H235ZM247 160H248V159H245V160H244V163H245ZM259 160H260V162L258 163ZM45 161H46V158H45ZM56 161H58V160H56ZM65 161H66V160H65ZM111 161H112V160H111ZM138 161H139V163H141V160H138ZM164 161H165V160H164ZM194 161H195V160H194ZM201 161H202V159H201ZM201 161H200L199 163H201ZM213 161H214V160H213ZM248 161H250V160H248ZM261 161H262V162H261ZM36 162H37V161H36ZM97 162H98V161H97ZM103 162H104V161H103ZM103 162H102V163H103ZM109 162H110V161L108 160V163H109ZM114 162H115V161H113L112 163H114ZM117 162H118V161H117ZM123 162L125 163V161H123ZM123 162H122V163H123ZM126 162H127V160H126ZM196 162H197V161H196ZM211 162H212V161H211ZM211 162H210V163H211ZM250 162H251V161H250ZM20 163H21V162H20ZM47 163H49V162L47 161ZM56 163H57V162H56ZM59 163H60V161H59ZM105 163H107V161H106ZM142 163H143V162H142ZM165 163H168V162H164V165H166ZM197 163H198V162H197ZM197 163H196V164H197ZM202 163H203V162H202ZM204 163H205V162H204ZM204 163H203V165H204ZM207 163H208V160H206V164H207ZM213 163H214V162H213ZM218 163H220V162H218ZM225 163H226L225 166H227V163H228L227 160L225 161ZM233 163H234V162H233ZM246 163H247V162H246ZM43 164H44V163H42V165H41L42 168L40 167V164H39V165H36V169H37V167H39L41 170L38 168L37 171L34 172V168H33V169L31 168V169L33 170V172H34L33 176H36V175H38V174H41V175H40L41 177L43 176L42 179H41L39 182H38V181H35V182H34V185H33L34 188L32 187V188H33V191H31V192H32V193H35V192L37 191V190L35 189L36 186H37L38 188L43 189L41 192H42V194H44V196L47 197L46 201H47V203H48V209H47L48 212L45 211L46 216L44 217V218H45V222H44V223H46L47 225H45L44 223H41V222L39 223V224H41V225H44V228H45V229L43 230L44 232H43V234H41V231L35 230V228H34V229H32V231H30V232H28V233H25V232H24V233H23L24 236L21 235L22 237L20 236L21 238L18 240V238H16V236H18V234H19V233L21 234V232H22V229L19 228L21 232L18 231V232H19L18 234H17V232H15V234H17V235L14 234V236H13V239H14V237H15L16 240H13V239H12L11 241H10V239H7V240H6V243H7V247H6V248H7L8 252H9L7 256H10V253H11V256H10V257H6V256H5V257H2V255H0V264H45L46 262H47L48 264H50V263L54 262V261L57 259V257H59V255H61V254L63 253L62 245H63L64 242H66V241L68 240V238L70 237V235H68V232H67L68 229H66V226H65V229H64V221L67 219V216H66V214H65V212H66V208H68L69 206L74 205L75 208L81 209L80 212L82 213V211H83V209H84V208L82 209V207H83L84 205H86V202H87L86 199H87V198L85 199L83 196H81V195L78 193L79 191H77V190H78V184H79L80 181L73 180V179H71V177H70L71 175H72V176H75V175H76V174L73 175V170H72V169H74L75 167L77 168V166L72 167V169H71V167H67V165H66L67 163H62V166L59 165V166H60V168L58 169V170H59V173H56L55 175L50 176V172L48 173V170L50 171L51 167H50V168H49V167L47 168V167H45V165H43ZM73 164H72V165H73ZM103 164H104V163H103ZM110 164H111V163H110ZM114 164H115V163H114ZM114 164H112V167L114 166ZM129 164H131V163H129ZM234 164H235V163H234ZM255 164H256V163H255ZM53 165H55V164H53ZM78 165H79V164H78ZM106 165H107V164H106ZM106 165L104 164L105 169H107ZM132 165H134V164H132ZM144 165H145V164H144ZM171 165H172V163H171ZM171 165L169 164V167H170ZM203 165H202V168H203L204 166H208V165H204V166H203ZM212 165H214V164H212ZM215 165H216V164H215ZM231 165H232V163L230 164V169H231V168L233 169V168H235L234 166H236V165H234V166L231 167ZM47 166H48V165H47ZM49 166H50V164H49ZM51 166H52V164H51ZM56 166H58V165H56ZM70 166H71V165H70ZM121 166H122V165H121ZM140 166H141V164H140ZM166 166H167V165H166ZM192 166H193V165H192ZM219 166H221V165H219ZM241 166H242V164H241ZM243 166H244V165H243ZM245 166H246V165H245ZM245 166H244V167H245ZM259 166H260V165H259ZM261 166L259 167L260 169L263 168V167H261ZM22 167H23V166H22ZM28 167H29V166H28ZM164 167H165V166H164ZM197 167H198V166H197ZM197 167H196V168H197ZM213 167L215 168V166H212V168H213ZM244 167H243V168H244ZM247 167H250V166H247ZM247 167H245V168L247 169ZM252 167H253V166H252ZM252 167H251V168H252ZM109 168H110V166H109ZM113 168H114V167H113ZM115 168H116V166H115ZM115 168H114V169H115ZM166 168H167V167H166ZM166 168H165V170L168 169V168H167V169H166ZM172 168H173V166H171V169H172ZM177 168H178V167H177ZM177 168H176V169H177ZM188 168H189V167H188ZM198 168H199V167H198ZM214 168H213V169H214ZM216 168H218V167H216ZM224 168L226 169V167H224ZM227 168H228V167H227ZM243 168L241 169L242 171H244ZM245 168H244V169H245ZM23 169H24V167L22 168V170H23ZM55 169H57V167H55ZM55 169H54V170H55ZM70 169H71V170H70ZM110 169H112V168H110ZM116 169H117V168H116ZM137 169H138V168H137ZM169 169H170V168H169ZM192 169H193V168H192ZM192 169H191V172H192ZM200 169H201V168H200ZM209 169H210V167H209ZM218 169H219V168H218ZM221 169H222V166H221ZM225 169H224V170H225ZM237 169H238V168H237ZM246 169H245V170H246ZM248 169H249V168H248ZM32 170H31V171H32ZM58 170H57V171H58ZM107 170H108V169H107ZM107 170H106V171H107ZM134 170H135V169H134ZM172 170L175 171L174 169H172ZM196 170H197V169H196ZM206 170H207V167H206ZM216 170H217V169H214V171H216ZM224 170H223V171H224ZM241 170H240V171H241ZM252 170H254V168H252ZM14 171H15V170H14ZM75 171H76V170H75ZM110 171H111V170H110ZM113 171H115V170H113ZM138 171H139V169L137 170V172H138ZM143 171H144V170H143ZM194 171H195V169H194ZM204 171H205V170H204ZM212 171H213V170H212ZM219 171H220V170H219ZM237 171H238V170H237ZM237 171H235V173H236ZM242 171H241V172H242ZM9 172H10V171H9ZM11 172H13V171H11ZM20 172H21V170H20ZM23 172H25V171H23ZM103 172H105V171L103 170ZM137 172H136V173H137ZM140 172H141L142 174H144L142 171H140ZM140 172H139V173H140ZM144 172H145V171H144ZM168 172H169V171H167V173H168ZM199 172H201V170H200ZM205 172H206V171H205ZM208 172H210V171L208 170L206 173L209 174ZM216 172H217V171H216ZM216 172H215V173H216ZM241 172H240V176L244 175V174H241ZM246 172L248 173V171H244V173H246ZM254 172H255V171H254ZM21 173H22V172H21ZM21 173H20V174H21ZM25 173H26V172H25ZM30 173H31V172H30ZM52 173H53V172H52ZM96 173H97V172H96ZM105 173H106V172H105ZM130 173H131V172H130ZM132 173H133V171H132ZM165 173H166V172H165ZM206 173H205V174H206ZM217 173H218V172H217ZM221 173H224L225 176H226L225 171H224V172H221ZM231 173H232V175H234V178H235L236 175L233 174V173H234V170H233V172L231 171ZM252 173H253V171L251 172V174H252ZM255 173H256V172H255ZM2 174H3V173H2ZM4 174H5V173H4ZM14 174H16V173H14ZM14 174H13V175H14ZM79 174H80V173H79ZM125 174H126V173H125ZM125 174H124V175H125ZM148 174H147V175H148ZM168 174H169V176H170L169 178H171L170 173H168ZM174 174H175V173H174ZM192 174H193V172H192ZM192 174H190L191 176H189V177H193V176H195L194 174H193V176H192ZM219 174H220V173H219ZM224 174H223V175H224ZM237 174L239 175V173H237ZM16 175H17V174H16ZM31 175H32V174H31ZM119 175H120V174H119ZM121 175H122V174H121ZM121 175H120V176H121ZM159 175H160V173L158 174V176H159ZM200 175H201V174H200ZM212 175H213V174H212ZM220 175H221V174H220ZM223 175H222V176H223ZM248 175H249V174H248ZM29 176H30V174H29ZM132 176H134V175H132ZM183 176H185V175H183ZM201 176H202V175H201ZM204 176H205V175H204ZM208 176H209V175H208ZM210 176H211V175H210ZM215 176H217V174H216ZM225 176H223V177H225ZM240 176H239V178H241ZM253 176H254V175H253ZM104 177H105V176H104ZM109 177H110V174H109ZM111 177H112V176H111ZM139 177H140V176H139ZM175 177H176V175H174V178H175ZM206 177H207V176H206ZM211 177H212V176H211ZM217 177H218V176H217ZM219 177H220V176H219ZM223 177H222V178H223ZM232 177H233V176H232ZM243 177H244V176H243ZM74 178H75V177H74ZM79 178H80V176H79ZM98 178H99V177H98ZM116 178H117V177H116ZM121 178H122V177H121ZM123 178H124V177H123ZM131 178H132V177H131ZM160 178H161V177H160ZM167 178H168V176H167ZM199 178H200V177H199ZM204 178H205V177H204ZM209 178H210V177H209ZM226 178L228 179V177H226ZM239 178H238V179H239ZM34 179H38V178H35V177H34ZM34 179H32V180H34ZM83 179H84V178H83ZM83 179H82V180H83ZM104 179H105V178H104ZM108 179H109V178H108ZM125 179H126V177H125ZM129 179H130V178H129ZM175 179H176V178H175ZM175 179H174V181H175ZM182 179H183V178H182ZM187 179H188V178H187ZM206 179H208V178H206ZM211 179H212V178H211ZM224 179H225V178H224ZM227 179L225 180L224 183H225V184L227 183V185H228V187H229V184H230V183L228 182L229 179H228V180H227ZM231 179H232V178H231ZM238 179H237V180H238ZM79 180H80V179H79ZM82 180H81V181H82ZM95 180H96V179H95ZM100 180H101V179H100ZM142 180H143V179H142ZM146 180H147V179H146ZM171 180H172V178L170 179V181H171ZM178 180H179V178H178ZM180 180H181V179H180ZM201 180L203 181V177H202ZM208 180H209V179H208ZM213 180H215V179H213ZM216 180H217V178H216ZM219 180H221V179H219ZM234 180H235V179H234ZM237 180H236V181H237ZM242 180H244V179H242ZM86 181H87V180H86ZM101 181H102V180H101ZM103 181H105V180H103ZM106 181L108 182V180H106ZM115 181H116V180H115ZM125 181H126V180H125ZM159 181H162V180L159 179ZM185 181H188V180H185ZM185 181H184V182H185ZM211 181H212V180H211ZM239 181H240V180H239ZM239 181H238V182H239ZM87 182H88V181H87ZM148 182H150V181H148ZM156 182H158V181H156ZM171 182H173V181H171ZM180 182H181V181H180ZM180 182H179V183H180ZM184 182H183V183H184ZM203 182H204V181H203ZM208 182H209V185H210V183H213V182H210V181H208ZM231 182L233 183V180H232ZM37 183H39V185H37ZM66 183H68V184H69V183L72 184L73 187H74V189H75V190H73V191H75L73 195H76V196H75V199L72 200V198H71V200H72V201H77V200H79V201H83V202H81V203H77L76 206H75L74 203H71V202H70V204H69V201H66V200H64V203H63V202H60V203L55 204V203L58 201L59 198H60V200H61V198L65 197L66 194H64V195H60V196H59L57 191H58L62 186H63V187L66 186ZM108 183H109V182H108ZM141 183H142V181H141ZM165 183H166V182H165ZM174 183H176V182H174ZM174 183H173V184H174ZM193 183H194V182H193ZM197 183H198V182H197ZM216 183H218V182H216ZM219 183H221V182H219ZM222 183H223V179H222ZM239 183H240V182H239ZM239 183H238V184H239ZM29 184H30V183H29ZM32 184H33V183L31 182V185H30V186H32ZM82 184H83V183H82ZM99 184H100V183H99ZM127 184H129V183H127ZM131 184H132V181H131ZM146 184H147V183H146ZM154 184H156V183H154ZM173 184H172V186H173ZM203 184H204V183H203ZM203 184H202V185H203ZM233 184H234V183H233ZM235 184H236V183H235ZM80 185H81V183H80ZM85 185H86V184H85ZM97 185H98V184H97ZM105 185H106V184H104V187H103V188H105ZM110 185H113V184H110ZM125 185H126V184H125ZM135 185H136V184H135ZM135 185H134V186H135ZM147 185H148V184H147ZM168 185H169V184H168ZM180 185L182 186V183H181ZM184 185H185V186H186V185L188 186V184H184ZM184 185H183V186H184ZM195 185H196V184H195ZM198 185H200V184H198ZM205 185H207V184H205ZM205 185H204V187H205ZM231 185H232V184H231ZM83 186H84V185H83ZM87 186H88V185H87ZM95 186H96V185H95ZM98 186H99V185H98ZM102 186H103V185H102ZM102 186H101V187H102ZM137 186H138V185H137ZM140 186H141V184H140ZM148 186H149V185H148ZM150 186H151V185H150ZM183 186H182V188L184 189ZM200 186H201V185H200ZM96 187H97V186H96ZM119 187H120V186H119ZM176 187H177V186H176ZM179 187H180V186H179ZM188 187H190V186H188ZM210 187H212V186L210 185ZM217 187H218V186H217ZM219 187H220V184H219ZM219 187H218V188H219ZM222 187H223V186H222ZM225 187H226V185L223 187V188L226 190ZM231 187H233V186H231ZM231 187H230V188H231ZM242 187H243V186H242ZM20 188H21V187H20ZM79 188H80V186H79ZM88 188H89V187H88ZM91 188H92V187H91ZM91 188H89L90 191H91ZM112 188H113V187H112ZM116 188H117V187H116ZM138 188H139V187H138ZM155 188H157V187H155ZM166 188H167V187H166ZM193 188H194V187H193ZM197 188H199V187H197ZM220 188H221V187H220ZM23 189H24V188H23ZM27 189H28V188H27ZM27 189H26V190H27ZM29 189H30V188H29ZM92 189H93V188H92ZM95 189H96V188H95ZM100 189H101V188H100ZM105 189H107V188H105ZM105 189H104V190H105ZM122 189H123V188H122ZM127 189H128V187H127ZM135 189H136V188H135ZM139 189H141V188H139ZM146 189H147V188H146ZM148 189H149V188H148ZM157 189H158V188H157ZM157 189H155V191H156ZM195 189H196V188H195ZM195 189H194V190H195ZM200 189H201V188H199L198 190H200ZM211 189H212V188H211ZM233 189H234V188H233ZM233 189H232V190H233ZM236 189H239V187L236 188ZM241 189H244V188H241ZM18 190L20 191V190H22V188H21V189L18 188ZM26 190H25V191H26ZM34 190H36V191H34ZM101 190H102V189H101ZM132 190H133V188H132ZM136 190H137V189H136ZM158 190H159V189H158ZM161 190H162V189H161ZM181 190H182V189H181V187H180V190H179V191H181ZM186 190H187V189H186ZM194 190H193V193H194ZM201 190H202V189H201ZM206 190H207V188L205 189V191H206ZM215 190H216V189H215ZM225 190H224V191H225ZM234 190H235V189H234ZM262 190H263V189H262ZM19 191L17 192L18 194L20 193ZM29 191H30V190H29ZM86 191H87V190H85V192H86ZM97 191H98V190H97ZM97 191H96V192H97ZM108 191H109V190H108ZM114 191H115V190H114ZM155 191H154V192H155ZM209 191H210V190H209ZM216 191H217V190H216ZM219 191H220V189H219ZM226 191H227V190H226ZM241 191H242V190H241ZM21 192H22V191H21ZM31 192H30V193H31ZM92 192H93V191H92ZM129 192H131V191H129ZM129 192H128V194H129ZM132 192H133V191H132ZM150 192H151V190H150ZM172 192H173V191H172ZM187 192H188V190L186 191V194H187ZM201 192H202V191H201ZM217 192H218V191H217ZM221 192L223 193V189L221 190ZM227 192H228V191H227ZM227 192H225V193H227ZM235 192H236V191H235ZM235 192H234V193H235ZM32 193L30 194V195H32V196H30V195L23 196L24 199H23V197H21L22 200H21V202H19L20 205H18V207L20 206L19 212L15 211V210H14L15 212H13V211H12V212H9V211H11L10 208H9V211H8V212H7L6 210H5L3 213L0 212V217H1V218L6 217L5 219H8V220H9V221H8V220H4L5 222H4V221L1 222V223L4 222V224H3V228L5 227V233H7L8 230H11V231H12V228L9 229L10 224L7 225L6 222L8 221V223H10V221H11V223H12V220H10V219H11L10 217H11V216H12L13 218L16 217V214H14V213H16V212H17V215H18V213L20 214V212H21L22 209H23L21 205H23V206L25 205L24 208L27 207L28 209H29V206H30V210H28L29 212H28L27 210H26V211H27L29 214H31V215L33 214V212H36V213L38 212V211H36V210H37V207H39L40 203H38L39 205L36 206V205H37V202L34 200V197H33L36 193H35L34 195H33ZM61 193H62V192H61ZM63 193H65V192H63ZM68 193H69V192H68ZM82 193H84V192L82 191ZM136 193H137V192H136ZM213 193H214V192H213ZM225 193H224V194H225ZM231 193H232V191H231ZM242 193H244V190H243ZM90 194H91V192H90ZM94 194L96 195V193H94ZM98 194H99V193H98ZM133 194H134V193H133ZM159 194H161V192H159ZM189 194H190V193H189ZM203 194H205V193H203ZM237 194H238V193H237ZM88 195H89V194H88ZM88 195H87V196H88ZM91 195H92V194H91ZM136 195H137V194H136ZM149 195H150V194H149ZM187 195H188V194H187ZM192 195H193V194H192ZM192 195H191V196H192ZM194 195L196 196L195 193H194ZM197 195L200 196L199 193H198ZM240 195H241V194H240ZM248 195H249V194H248ZM27 196H28V197H27ZM37 196H38V195H37ZM44 196H43V197H44ZM117 196H118V195H117ZM154 196H155V194H154ZM195 196H194V197H195ZM208 196H209V195H208ZM210 196H212V194H211ZM226 196L228 197V194H227ZM230 196H231V195H230ZM232 196H233V193H232ZM234 196H235V195H234ZM244 196H245V195H244ZM249 196H250V195H249ZM26 197H27V198H26ZM30 197H31V199L33 198V201H32L31 199H29V200H30L32 203H33L34 201H35L34 203H36V204L33 203V204L36 206V210H35V211H34V207L30 205V204H32V203H30V204L27 203L29 206L26 205V204H24V201H25V200H27V202H29L28 198H30ZM89 197H90V195H89ZM91 197H92V196H91ZM96 197H97V196H96ZM111 197H113V196L110 195V198H111ZM133 197H134V196H133ZM150 197H151V195H150ZM164 197H165V196H164ZM177 197H178V195H177ZM177 197H175V198L177 199ZM188 197H189V196H188ZM192 197H193V196H192ZM212 197H213V196H212ZM25 198H26V199H25ZM35 198H36V197H35ZM66 198H67V197H66ZM92 198H93V197H92ZM102 198H103V197H102ZM110 198H109V199H110ZM135 198L137 199L136 196H135ZM180 198H181V195H180ZM189 198H190V197H189ZM189 198H188V199H189ZM203 198H206V197L204 196V197H202L201 199H203ZM215 198H216V197H215ZM236 198H237V197H236ZM239 198H240V197H239ZM239 198H238V200H239ZM67 199H68V198H67ZM113 199H114V197H113ZM113 199H112V200H113ZM126 199H127V198H126ZM168 199H169V198H168ZM170 199H171V196H170ZM181 199H182V198H181ZM199 199H200V198H199ZM218 199H219V197H218ZM218 199H217V200H218ZM222 199H223V198H222ZM226 199H227V198H226ZM228 199H229V197H228ZM252 199H253V198H252ZM91 200H92V199H91ZM91 200H90V201H91ZM94 200H95V199H94ZM105 200H106V199H105ZM124 200H125V199H124ZM132 200H133V199H132ZM185 200H186V199H185ZM209 200H210V199H209ZM229 200H230V199H229ZM235 200H236V199H235ZM249 200H250V199H249ZM22 201H23V202H22ZM41 201H42V200H41ZM41 201H40V202H41ZM61 201H62V200H61ZM65 201H66V202H65ZM90 201H88V203H91ZM107 201H108V200H107ZM126 201H127V200H126ZM133 201H134V200H133ZM135 201H137V200H135ZM153 201H155V200H153ZM187 201H190V200H187ZM194 201H195V200H194ZM224 201H225V199H224ZM241 201H242V200H241ZM256 201H257V200H256ZM44 202H45V201H44ZM44 202L42 201L41 203L44 204ZM96 202H97V201H96ZM109 202H110V201H109ZM128 202H129V201H128ZM147 202H148V201H147ZM157 202H158V201H157ZM183 202H184V201H183ZM199 202H201V201L199 200ZM202 202L204 203L203 200H202ZM207 202H208V200H207ZM212 202H214V200H212ZM238 202H239V204H240V201H238ZM238 202H236V203H238ZM4 203L6 204L7 202H4ZM22 203H23V204H22ZM25 203H26V202H25ZM47 203L45 202V204H46L45 206H47ZM65 203H66V204H65ZM92 203H93V201H92ZM103 203H104V202H103ZM103 203H102V204H103ZM105 203H106V202H105ZM122 203H123V202H122ZM160 203H161V202H160ZM191 203H192V202H191ZM203 203H202V204H203ZM220 203H221V202H220ZM223 203H224V202H223ZM250 203H251V201H250ZM64 204H65V205H64ZM99 204H100V203H99ZM111 204H112V203H111ZM119 204L122 205L121 203H119ZM131 204H132V203H131ZM137 204H138V203H137ZM142 204H143V203H142ZM176 204H177V202H176ZM186 204H187V203H186ZM196 204H197V202H196ZM211 204H212V203H211ZM221 204H222V203H221ZM231 204H232V202H231ZM261 204H262V203H261ZM91 205H92V204H89V207H90ZM105 205H106V204H105ZM192 205H193V204H192ZM192 205H190V206H192ZM203 205H204V204H203ZM212 205H213V204H212ZM215 205H216V204H215ZM233 205H234V204H233ZM87 206H88V205H87ZM95 206H96V204H95ZM99 206H100V205H99ZM106 206H109V205H106ZM113 206H115V204H114ZM125 206L128 207L127 205H125ZM129 206L131 207L130 204H129ZM158 206H159V205H158ZM207 206H208V205H207ZM217 206H220L219 203H218ZM6 207H7V206H6ZM12 207H13V206H12ZM31 207H33V208H31ZM72 207H73V206H72ZM109 207H110V206H109ZM133 207H135V204L133 205ZM142 207H144V206H142ZM166 207H167V204H166ZM188 207H189V206H188ZM200 207H202V205H201ZM210 207H212V206L210 205ZM215 207H216V206H215ZM238 207H239V206H238ZM256 207H257V205H256ZM27 208H26V209H27ZM39 208H40V207H39ZM41 208H42V207H41ZM86 208H87V207H86ZM90 208H91V207H90ZM114 208H115V207H114ZM150 208H151V207H149V209H150ZM175 208H176V207H175ZM207 208H208V207H207ZM207 208H205V209H207ZM219 208H220V207H219ZM219 208H218V210H219ZM228 208H230V207H228ZM235 208H236L237 210L239 209V208H237L236 206H235ZM251 208H252V207H251ZM13 209H14V208H13ZM78 209H77V210H78ZM87 209H89V208H87ZM97 209H98V208H97ZM106 209H107V208H106ZM119 209H120V208H119ZM122 209H123V206H122ZM136 209H137V208H136ZM158 209H159V208H158ZM194 209H195V208H194ZM211 209H212V208H211ZM220 209H221V208H220ZM262 209H263V208H262ZM31 210H32V212H31ZM42 210H43V209H42ZM64 210H65V211H64ZM75 210H76V209H75ZM84 210H86V209H84ZM102 210H104V208H103ZM109 210H112V209L108 208V209L105 210V211H109ZM114 210H115V209H114ZM114 210H112V212H113ZM123 210H124V209H123ZM139 210H140V209H139ZM195 210H196V209H195ZM197 210H199V209H197ZM203 210H204V209H203ZM203 210H202L201 212H204ZM213 210H214V212H215V210H217V209H214V208H213ZM218 210H217V211H218ZM223 210H225V208H224ZM223 210H222V211H223ZM226 210H227V209H226ZM242 210H243V209H242ZM242 210H241V211H242ZM252 210L255 211L253 208H252ZM26 211L24 210L25 213H24V212H22L23 214L21 213V214H22L21 217H24V215H26ZM73 211H74V210H73ZM93 211H95V210H93L92 208L89 209L88 214L91 213V212H93ZM99 211H100V210H99ZM116 211H117V210H116ZM126 211H129V210L126 209ZM137 211H138V209H137ZM160 211H161V210H160ZM180 211H181V210H180ZM183 211H184V210H183ZM187 211H188V209H187ZM192 211H193V209H192ZM217 211H216V212H217ZM241 211L238 210L237 212L240 213ZM249 211H250V210H249ZM41 212H42V211H41ZM70 212L72 213V211H70ZM74 212H75V211H74ZM77 212H79V211H76L75 213H77ZM96 212H97V211H96ZM96 212H95V214H96ZM110 212H111V211H110ZM110 212H108V213H110ZM121 212H123V211H121ZM131 212H132V210H131ZM131 212H130V213H131ZM135 212H136V211H135ZM142 212H143V211H142ZM196 212H198V211H196ZM206 212H207V211H206ZM209 212H210V211H209ZM228 212H229V211H228ZM242 212H243V211H242ZM242 212H241V213H242ZM100 213H102V212H100ZM100 213H98V214H100ZM114 213H115V212H114ZM117 213H118V212H117ZM124 213H125V212H124ZM126 213H127V212H126ZM130 213H129V215H130ZM154 213H155V212H154ZM161 213H162V212H161ZM179 213H180V212H179ZM232 213H233V212H232ZM241 213H240L239 215L242 217V221H243V215H241ZM246 213H248V212L246 211ZM256 213H257V212H256ZM4 214H5V215H4ZM68 214H69V212H67V215H68ZM72 214H73V213H72ZM72 214H71V215H72ZM83 214H84V213H83ZM92 214H94V213H92ZM98 214H97V215H98ZM120 214H122V213H120ZM149 214H150V213H149ZM152 214H153V213H152ZM158 214H160V213H158ZM174 214H175V212L173 213V215H174ZM189 214H190V212H189ZM197 214H198V213H197ZM205 214H206V213H205ZM243 214H244V212H243ZM13 215H14V216H13ZM27 215H28V214H27ZM27 215H26V216H27ZM44 215H45V214H44ZM44 215H43V216H44ZM55 215H59V218H60L59 221L57 220L58 218L56 219V220L58 221V223H59V224H58V227L60 226V227H59V228H60L59 230H57V229H56V230H55V229L53 230V227H54V226L48 225V224H50L49 222H51V224H54L53 221H54V216H55ZM73 215H74V214H73ZM111 215H112V214H111ZM113 215H114V214H113ZM126 215H127V214H126ZM126 215L123 216V219H124V217L126 218V217L128 216V215H127V216H126ZM134 215H135V214H134ZM137 215H138V214H137ZM170 215H171V214H170ZM175 215H176V214H175ZM179 215H180V214H179ZM208 215H209V213H208ZM257 215H259V214H257ZM2 216H3V217H2ZM19 216H20V215H19ZM32 216L34 217L35 215H32ZM43 216H42V219H41V216H40V220H43ZM68 216H69V215H68ZM78 216H80V214H79ZM81 216H82V215H81ZM88 216H89V215H88ZM130 216L132 217V215H130ZM145 216H146V214H145ZM158 216H159V215H158ZM168 216H169V215H168ZM190 216H191V215H190ZM199 216H200V215H199ZM213 216H214V215H213ZM244 216H245V215H244ZM260 216H261V215H260ZM36 217H37V219H39L38 216H36ZM69 217H70V216H69ZM75 217H76V215L74 216V219H75ZM96 217H99V216H96ZM106 217H107V215H106ZM108 217H109V216H108ZM118 217H119V216H118ZM136 217H137V216H136ZM139 217H140V216H139ZM142 217H143V215H142ZM173 217H174V216H173ZM173 217H171V218H173ZM192 217H193V216H192ZM196 217H197V216H196ZM202 217H203V216H202ZM207 217H208V216H207ZM211 217H212V215H211ZM211 217H210V218H211ZM250 217H251V216H250ZM29 218H30V217H29ZM29 218H27V219L29 220ZM64 218H65V220H64ZM78 218H79V217H78ZM83 218H84V217H83ZM83 218H82V219H83ZM88 218H89V217H88ZM111 218H112V217H111ZM132 218H133V217H132ZM140 218H141V217H140ZM152 218H153V217H152ZM152 218H151V219H152ZM162 218H163V217H162ZM169 218H170V217H169ZM186 218H187V217H186ZM199 218H200V217H199ZM205 218H206V217H205ZM3 219H4V218H3ZM25 219H26V218H25ZM27 219L25 220V222L28 221ZM69 219H70V218H69ZM79 219H80V218H79ZM79 219H77V220H79ZM85 219H87V218H85ZM85 219H84V220H85ZM107 219H108V218H107ZM115 219H116L115 221H117V222H121V221H118L117 218H115ZM119 219H120V217H119ZM123 219H122V220H123ZM145 219H146V218H144V220H143V219H142V220H143V221H146ZM163 219H165V218H163ZM208 219H209V218H208ZM235 219H237V217H236ZM245 219H247V218H245ZM263 219H264V218H263ZM1 220H2V219H0V221H1ZM30 220H31V222H30V221L27 222V223L29 224V227H31L30 225L33 224V222H34L32 218H30ZM40 220H39V221H40ZM56 220H55V221H56ZM75 220H76V219H75ZM75 220H74V221H75ZM89 220H91V219H89ZM113 220H114V219H113ZM125 220H126V219H125ZM128 220H129V218H128ZM136 220H138V218H137ZM167 220H168V219H167ZM173 220H175V219H173ZM173 220H172V221H173ZM192 220H193V219H192ZM204 220H205V219H204ZM237 220H239V218H238ZM237 220H236V221H237ZM247 220H248V219H247ZM250 220H251V219H250ZM250 220H248V221H250ZM23 221H24V220H23ZM35 221H36V219H35ZM60 221H61V222H60ZM70 221H72V220L70 219ZM80 221H82V220H80ZM87 221H88V220H87ZM92 221H93V220H92ZM94 221H95V220H94ZM107 221H108V220H107ZM126 221H127V220H126ZM132 221H133V220H132ZM132 221H131V222H132ZM190 221H191V219H190ZM190 221H187V222H190ZM195 221H196V220H195ZM201 221H203V220H201ZM211 221H212V220H211ZM248 221H247V224H249ZM29 222H30L31 224H30ZM68 222H69V220H68ZM75 222H77V221H75ZM109 222H110V221H109ZM117 222H115V223H117ZM128 222H129V221H128ZM131 222H130V223H131ZM134 222H136V221H134ZM151 222H152V221H151ZM151 222H150V223H151ZM154 222H155V221H154ZM175 222H176V221H175ZM238 222H239V221H238ZM243 222H244V224L246 223L245 221H243ZM252 222H253V221H252ZM1 223H0V224H1ZM35 223H37V221H36ZM55 223H56V222H55ZM81 223H82V222H81ZM83 223H84V222H83ZM94 223H95V222H94ZM105 223H106V222H105ZM115 223L113 222L112 225H114ZM121 223H122V222H121ZM144 223H145V222H144ZM146 223H147V222H146ZM150 223H149V224H150ZM158 223L160 224L159 221H158ZM181 223H182V222H181ZM192 223H193V222H192ZM192 223H191V224H192ZM209 223H210V222H209ZM239 223H241V222H239ZM5 224H6V225H5ZM23 224H24V222H23ZM28 224H27V225H28ZM37 224H38V223H37ZM61 224L63 225V227H62ZM65 224H66V221H65ZM72 224H73V223H72ZM72 224H71V225H72ZM84 224H85V223H84ZM84 224H83V225H84ZM119 224H120V223H118V225H119ZM126 224H127V223H126ZM126 224H125V225H126ZM128 224H129V223H128ZM161 224H162V223H161ZM183 224H184V223H183ZM193 224H194V223H193ZM193 224H192V225H193ZM203 224H204V223H202V225H203ZM205 224H206V223H205ZM205 224H204V225H205ZM27 225H26V226H27ZM68 225H69V223H68ZM71 225H70L69 227H71ZM74 225H75V224H74ZM83 225H82V226H83ZM134 225H135V224H134ZM144 225H146V224H144ZM162 225H163V224H162ZM181 225H182V224H181ZM94 226H95V229H96L97 232L102 233V229L104 228V227H103V224H102L101 226H99L98 224H97V225L95 224ZM94 226H92V229H93ZM107 226L109 227V224H108ZM114 226H115V225H114ZM119 226H120V225H119ZM119 226H116V227H119ZM148 226H150V225H148ZM156 226H157V225H156ZM169 226H170V225H169ZM208 226H209V225H208ZM240 226H241V225H240ZM1 227H2V226H1ZM7 227H8V228H7ZM13 227H14V226H13ZM15 227H16V226H15ZM29 227L27 226V228H29ZM32 227H33V225H32ZM32 227H31V228H32ZM34 227H37V228H38V226H36V225H35ZM69 227H68V228H69ZM78 227H79V226H78ZM80 227H81V226H80ZM131 227H132V226H131ZM131 227H130V229H131ZM135 227H136V226H135ZM157 227H159V225H158ZM157 227H155V228L157 229ZM180 227H182V226H180ZM199 227H200V229H201V226H199ZM199 227H197V228H199ZM212 227H214V226H212ZM244 227H245V226H244ZM252 227H253V226H252ZM252 227H251V228H252ZM6 228H7V229H6ZM21 228H22V227H21ZM39 228H40V227H39ZM39 228H38V229H39ZM54 228H55V227H54ZM82 228H83V227H82ZM82 228H81V229H82ZM147 228H148V227H147ZM214 228H215V227H214ZM251 228H250V229H251ZM255 228H256V227H255ZM255 228H254V229H255ZM259 228H260V227H259ZM13 229H14V228H13ZM25 229H26V227H25ZM83 229H84V232H85L86 230H88V229H90V228H88V229H87V228H83ZM83 229H82V230H83ZM115 229H117V228H115ZM137 229H138V228H137ZM137 229H136V230H137ZM159 229H160V228H159ZM173 229H174V228H173ZM175 229H177V228H175ZM183 229H184V228H183ZM232 229H233V228H232ZM257 229H258V228H257ZM23 230H24V229H23ZM26 230H27V229H26ZM39 230H40V229H39ZM104 230H105V229H104ZM109 230H111V228H110ZM117 230L119 231V228H118ZM153 230H154V229H153ZM167 230H168V229H167ZM181 230H182V229H181ZM191 230H193V229H191ZM194 230H195V229H194ZM211 230H212V229H211ZM211 230H210V232H211ZM234 230L236 231L237 229H234ZM242 230H243V229H242ZM13 231H14V230H13ZM13 231H12V232H13ZM16 231H17V229H16ZM24 231H25V230H24ZM27 231H28V230H27ZM73 231H74V230H73ZM76 231H77V229H76ZM93 231H94V229L92 230V233L95 232V231H94V232H93ZM114 231H115V230H114ZM124 231H126V230H124ZM128 231H129V230L127 229V232H128ZM144 231H145V230H144ZM162 231H163V230H162ZM170 231L173 232V230H170ZM174 231H175V230H174ZM213 231H214V230H213ZM254 231L257 232L256 229L253 230V232H254ZM0 232H2V231H0ZM12 232H10V233H8V234L11 235ZM55 232H56V233H55ZM81 232H83V231H81ZM84 232H83V233H84ZM103 232H104V231H103ZM133 232H134V231H133ZM183 232H184V230H183ZM192 232H193V231H192ZM210 232H209V233H210ZM250 232H251V231H250ZM2 233H3V232H2ZM51 233H52V234L55 233V234H54L53 236H51ZM86 233H87V232H86ZM105 233H106V232H105ZM114 233H117V232L115 231ZM123 233H124V232H123ZM129 233L131 234L130 231L128 232V234H129ZM139 233H140V232H139ZM153 233H154V232H153ZM158 233H159V232H158ZM176 233H177V232H176ZM181 233H182V232H181ZM187 233H188V232H187ZM209 233H208V234H209ZM227 233H228V232H227ZM248 233H249V232H248ZM3 234H4V233H3ZM95 234H96V233H95ZM95 234H94V235H95ZM102 234H104V233H102ZM130 234L127 235V237L130 236ZM156 234H157V232H156ZM170 234H172V233H170ZM197 234H198V233L196 232V237H197ZM4 235H6V234H4ZM73 235H74V234H73ZM89 235H93V234H90V233H89L88 236H89ZM122 235H123V234H122ZM138 235H139V234H138ZM141 235H142V234H141ZM148 235H150V233H149ZM151 235H152V233H151ZM151 235H150V237H151ZM158 235H159V234H158ZM161 235H162V234H161ZM182 235H183V234H182ZM100 236H101V235H100ZM120 236H121V235H120ZM125 236H126V235H123V237H125ZM142 236H143V235H142ZM177 236H178V235H177ZM189 236H190V234H189ZM198 236H199V235H198ZM205 236H206V235H205ZM205 236H204V237H205ZM235 236L238 237L237 235H235ZM241 236H242V235H241ZM250 236H251V235H250ZM261 236H263V235H261ZM1 237H2V236H0V238H1ZM8 237L11 238L10 236H8ZM8 237L6 236V238H8ZM18 237H19V236H18ZM73 237H74V236H73ZM73 237H72V238H73ZM75 237H76V236H75ZM121 237H122V236H121ZM164 237H165V236H164ZM179 237H180V236H179ZM179 237H177L178 240H179ZM183 237H184V236H183ZM199 237H200V236H199ZM242 237H244V236H242ZM252 237H253V236H252ZM257 237H258V236H257ZM88 238H92V237H88ZM135 238L138 239V236H136ZM141 238H142V237H141ZM167 238H169V237H167ZM185 238L187 239L186 236H185ZM185 238H184V239H185ZM192 238H194V237H192ZM197 238H198V237H197ZM197 238H196V239H197ZM202 238H203V237H202ZM207 238H208V237H207ZM209 238H210V237H209ZM212 238H214V237H212ZM246 238H247V236H246ZM250 238H251V237H250ZM253 238H254V237H253ZM2 239H3V238H2ZM2 239H0V240L3 241ZM74 239H75V238H74ZM113 239H115V237H113ZM120 239H121V238H119V240H120ZM137 239H136V240H137ZM194 239H195V238H194ZM204 239H205V238H204ZM256 239H257V238H255V240H256ZM75 240H76V242L74 241L75 244L73 243V246H72V247H73V249H77V250H79L80 252H83V251L86 249V245H88V244H87V241H88L89 243H90V241H91V239H90V241H89V240L86 241L85 239H81V240H80V238H79V239L77 238V239H75ZM104 240H105V238L103 239V241H104ZM115 240H116V239H115ZM180 240H181V239H180ZM209 240L211 241V239H209ZM234 240H235V239H234ZM240 240H242V239H240ZM243 240H244L243 242L246 241L245 239H243ZM9 241H10V243H9ZM12 241H13V242L15 241L16 243L14 242L15 244H13ZM105 241H106V240H105ZM139 241H140V240H139ZM148 241L150 242L151 240L149 239ZM206 241H207V240H206ZM247 241H248V240H247ZM4 242H5V241H4ZM113 242H114V241H113ZM128 242H130L129 239H128ZM178 242H179V241H178ZM213 242H214V241H213ZM243 242H240V243H243ZM101 243H102V242H101ZM111 243H112V242H111ZM121 243H122V242H121ZM158 243H159V242H158ZM170 243H171V242H170ZM190 243H191V242H190ZM201 243H202V242H201ZM204 243H205V242H204ZM253 243H256V242L254 241ZM257 243H258V242H257ZM1 244H2V242H1ZM3 244H5V243H3ZM104 244H105V243H104ZM104 244H103V245H104ZM136 244H137V243H136ZM174 244H175V243H174ZM178 244H179V243H178ZM188 244H189V243H188ZM214 244H215V243H214ZM260 244H261V242H260ZM5 245H6V244H5ZM69 245H70V243H69ZM100 245H101V244H100ZM109 245H110V244H109ZM109 245H108V246H109ZM117 245H118V244H117ZM122 245H123V243H122ZM128 245H129V244H128ZM132 245H133V244H132ZM138 245H139V244H138ZM169 245H170V244H169ZM176 245H177V244H176ZM198 245H199V244H198ZM106 246H107V245H106ZM110 246H111V247H110ZM110 246L108 247V248H110V249H111L112 247H114V245H110ZM119 246H120V245H119ZM155 246H157V244H156ZM160 246H161V245H160ZM160 246H159V244H158V248H162V249L164 248V247H162V246L160 247ZM205 246H207V245H205ZM258 246H259V245H258ZM3 247H4V246H3ZM137 247H139V246H137ZM177 247H179V246L177 245ZM193 247H194V246H193ZM255 247H256V245H255ZM255 247L253 248V247L251 246V248H252L253 250L255 249ZM114 248H117V246L114 247ZM156 248H157V247H156ZM156 248H155V250H156ZM186 248H187V247H186ZM197 248H198V247H197ZM197 248H196V249H197ZM243 248H244V246H243ZM246 248H247V247H246ZM248 248H249V247H248ZM248 248H247V249H248ZM256 248H257V247H256ZM105 249H107V248H105ZM126 249H127V248H126ZM198 249H199V248H198ZM200 249H202V247H200ZM203 249H204V247H203ZM205 249H206V248H205ZM223 249H224V248H223ZM249 249H250V248H249ZM249 249H248V250H249ZM252 249H251V250H252ZM262 249H263V248H262ZM34 250H35V251H34ZM94 250H95V249H94ZM115 250H116V249H115ZM138 250H139V249H138ZM155 250H154V251H155ZM157 250H159V249H157ZM172 250H173V249H172ZM183 250H185V249H183ZM192 250H193V249H192ZM3 251H4V250H3ZM106 251H107V250H106ZM124 251H125V250H124ZM133 251H134V248H133ZM141 251H142V250H141ZM159 251H160V250H159ZM163 251H164V253H167V252H168L167 250H166L167 252H165V250H163ZM181 251H182V250H181ZM186 251H187V249H186ZM193 251H194V250H193ZM196 251H197V250H196ZM196 251H195V252H196ZM200 251H201V250H200ZM208 251H209V250H208ZM231 251H232V248H231ZM5 252H7V251H5ZM64 252H65V251H64ZM67 252H68V251H67ZM77 252H78V251H77ZM99 252H100V251H99ZM112 252H113V251H112ZM126 252H127V253H129V252H128V251H125V254H126L125 256H126V258L128 259L129 256H127L128 254H127ZM134 252H135V251H134ZM134 252H133V254H134ZM169 252H170V251H169ZM169 252H168V253H169ZM187 252H188V251H187ZM195 252H193V253H195ZM197 252H198V251H197ZM201 252L204 253L203 251H201ZM254 252H256V251H254ZM261 252H262V251H261ZM100 253H101V252H100ZM117 253H118V252H117ZM121 253H122V252H121ZM121 253H120V251H119L118 255L116 256V253H115V251H114V253H112V254L115 255L116 257H118L119 259H121V256H122V255H120ZM153 253H155V252H153ZM156 253L158 254V252H156ZM162 253H163V252H162ZM172 253H173V252H172ZM179 253H180V252H179ZM191 253H192V251H191ZM258 253H259V252H258ZM258 253H257V254H258ZM112 254H111V255H112ZM151 254H152V253H151ZM176 254H177V253H176ZM186 254H187V253H186ZM253 254H254V253H253ZM4 255H5V253H4ZM74 255H75V254H74ZM94 255H95V254H94ZM146 255H147V254H146ZM161 255H162V254H161ZM201 255H202V254H201ZM203 255H204V254H203ZM258 255H259V254H258ZM62 256H63V254H62ZM68 256H70V255H68ZM75 256H76V255H75ZM75 256H74V257H75ZM105 256H106V255H105ZM125 256H124V257H125ZM149 256H150V255H149ZM153 256H154V255L152 254V256H150V257L153 258ZM163 256H164V254H163ZM166 256H167V255H166ZM172 256H174V254H173ZM92 257H93V256H92ZM116 257H114L115 260L117 259ZM159 257H160V256H159ZM169 257H170V256H169ZM189 257H193V256L191 255V256H189ZM253 257H255V256H253ZM3 258H4V259H3ZM7 258H9V259H7ZM59 258H60V257H59ZM62 258H63V257H62ZM62 258H61V259H62ZM110 258H112V257H110ZM126 258H125V259H126ZM146 258H147V259H144V261L149 260L148 256H147ZM152 258H151V259H152ZM173 258H175V257H173ZM179 258H181V257L179 256ZM194 258H195V257H194ZM203 258H204V257H203ZM206 258H207V257H206ZM208 258H209V257H208ZM208 258H207V260L209 261ZM210 258H211V256H210ZM123 259H124V258H123ZM127 259H126V260H127ZM134 259H135V258H134ZM141 259H143V258H141ZM162 259H164V257H163ZM48 260H49V261H48ZM83 260H84V259H83ZM89 260H90V259H89ZM126 260H125V261H126ZM177 260H178V258H177ZM185 260H186V259H185ZM189 260H190V259H189ZM194 260H195V259H194ZM196 260H197V259H196ZM210 260H211V259H210ZM257 260H258V259H257ZM260 260H261V258H260ZM66 261H67V259H66ZM74 261H75V260H74ZM74 261H73V262H74ZM101 261H102V260H101ZM113 261H114V260H113ZM117 261H119V260L117 259ZM120 261H121V260H120ZM142 261H143V260H142ZM149 261H150V260H149ZM156 261H158V260H156ZM173 261H175V260H173ZM197 261H198V260H197ZM215 261H216V260H215ZM250 261H251V260H250ZM81 262H82V261H81ZM108 262H109V260H108ZM134 262H135V261H134ZM136 262H138V261L136 260ZM136 262H135V263H136ZM146 262H147V261H146ZM146 262H145V263H146ZM159 262H160V261H159ZM169 262H170V260H169ZM182 262H183V261H181L180 264H181ZM188 262H189V261H188ZM191 262H192V261H191ZM209 262H210V261H209ZM211 262H212V261H211ZM213 262H214V261H213ZM230 262H231V261H230ZM66 263H68V262H66ZM74 263L77 264V262H74ZM106 263H107V261H106V262L103 261V264H106ZM115 263H116V262H115ZM124 263H125V262H124ZM147 263H148V262H147ZM185 263H186V262H185ZM199 263H200V262H199ZM202 263H203V262H202ZM207 263H208V262H207ZM247 263H248V262H247ZM260 263H261V262H260ZM60 264H61V263H60ZM80 264H83V263H80ZM84 264H85V263H84ZM117 264H118V263H117ZM136 264H137V263H136ZM139 264H140V263H139ZM149 264H152V263L150 262ZM158 264H159V263H158ZM165 264H166V263H165ZM170 264H172V263L170 262ZM175 264H178V263H176V261H175ZM183 264H184V263H183ZM187 264H189V263H187ZM208 264H209V263H208ZM249 264H250V263H249ZM254 264H256V263H254ZM263 264H264V262H263Z\"/></svg>",
	"mask_w": 264,
	"mask_h": 264
}]
</instances>
